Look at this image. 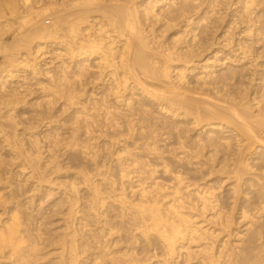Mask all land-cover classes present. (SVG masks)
I'll list each match as a JSON object with an SVG mask.
<instances>
[{
  "label": "bare ground",
  "instance_id": "obj_1",
  "mask_svg": "<svg viewBox=\"0 0 264 264\" xmlns=\"http://www.w3.org/2000/svg\"><path fill=\"white\" fill-rule=\"evenodd\" d=\"M18 1V0H17ZM23 1V0H22ZM21 1V2H22ZM37 1V0H36ZM35 1V2H36ZM45 1V0H44ZM43 1V2H44ZM47 1H50L49 6L48 8L46 7V9H44V11H41V12H44L46 13L47 11V14L49 9H50V12L53 13L52 10L55 11V9L59 6H55L54 4H56V2H58V0L55 2V0H47ZM46 1V2H47ZM99 2H101V0H97ZM106 1V0H105ZM108 1V0H107ZM105 2L104 4L108 3V2ZM112 1V0H111ZM145 1V0H144ZM154 1V0H153ZM152 1V2H153ZM160 0H155V3L154 5L152 6V4H149L151 5V7L148 5L145 6L146 7H141V5L137 4V2H135L134 0H121L119 1L118 0V3L117 1L116 2H113L112 3H115V5L113 4H110L108 6L109 9H104L103 8V13H104V19L103 21H100L98 27H96L95 29L91 26H86L84 27V21L86 19V22L87 23V19H90L89 16L91 15H95L97 13H93V11H96V10H99L101 8H98V5H100V3L97 4L95 3V0H63L62 4L66 7V8H70L72 11H70L68 14H63L64 15H58L59 19L57 18V15L56 17L52 16L53 18H55V21L56 20H61L62 22L64 21V31H65V37H57V31L59 32L58 29L62 28L61 26L58 27V25H56L55 23H62V22H55L53 21V24L54 26H57V31H51L49 28V31L50 33L52 32L51 35H48L49 37L52 36V40L50 39L49 41H47V39H49V37L47 38L46 37V42H37L35 44V49L34 52L32 53V55L35 56L34 61L38 60L40 57H42L44 54H46L44 51L46 50H50L48 47H51V46H57L59 45V48L61 50H57L58 53H57V56L59 58H63V60H66L68 61V64L63 66L65 67V69H70V66L73 65V67L75 66L76 68L79 67V64H80V61H92L90 59H93L95 58L96 59V62L97 65L95 66V68H97V76L95 75V78H99L102 80H106L108 77L107 80H109V85H112V86H109L111 87L112 89V95H114V98H115V104H113L114 107H116L117 103L120 104V107H123V110H116L117 113L115 111H111V110H114L112 107H111V110L108 108V106H106L103 110H102V113H103V116L100 117L102 114H101V111H97L96 113L95 112H92L91 110H89L90 108H88L87 104L86 106L83 107V109L80 108V110H82V112H84V117L81 118V119H78V120H81V126L79 125V127L77 128L76 132H75V135H70L73 137V139L67 143L66 145V142L64 144V148L60 147V142H59V145L55 142H53V145L55 146V148L52 150H47V149H43L42 145L41 147L38 146V140L36 139V136H35V140H34V144L35 146H38V147H35V149L37 148V151H39L41 148L42 150L44 151H50L49 153L50 154H47L48 157L45 158L43 157L45 154L43 152V156L40 155L41 153L37 152L39 155H34L32 154L31 155H27L28 157L25 159L27 160V167H29L31 170H32V173L34 175V177L36 176L38 179L36 181H34L33 183L35 184V187L39 186L40 189H42L41 187L44 186V182H46V184L48 183L49 184V192L50 194H52L51 192H53V187L51 184L53 183V178H51L52 180H48V177H47V173L46 171H49V170H52L54 171L53 173L56 172V174L58 175L59 173H61L63 167L61 165V161L59 160V156L63 153L62 150L64 152H67L70 154L71 157H73L72 159H74V163H73V167H75V169L79 166L80 169L78 171V168H77V172L73 173V179L72 181L70 180V182H68V184H66L65 188L67 190H64L65 192L63 193L64 196L62 195V198L64 197V199L66 200V203L64 205L63 203V206H65V208L62 207L61 205V200L62 199H58L57 202L55 203V209H53L54 211H58V215L60 214V212H63L64 213V210H65V220H66V230L64 231V234H63V237L61 238L60 237V240H58L56 238V241L57 242V246L58 248L60 249V251L58 253H56V256L55 257H50L47 261V262H43L44 258H45V255H43V252L42 250L45 251V249L42 247L45 245H43L45 242H44V237L42 236H38V234L34 233L35 235H37L36 237H32V232L29 233V228H28V224H29V221H28V226L24 225L23 224V221H21V219L16 216L15 218H13V224L11 223V225L9 227H6V229L4 227L5 232L3 231L2 233H0V240L1 242L5 245V249L6 247H12V248H8V249H12L13 251V254L12 255H15L14 253H17L16 254V259L14 260V264H264V203L261 204L262 206L259 207H255V208H260L261 211H258L257 212V209H256V212H254L255 210H253L254 208L250 209L253 211H251L252 214L254 213H258V215H256L254 217L253 215V218L251 216V213L249 212L250 209H246L249 208L248 204H250L249 202H246V204H242L241 201L239 199H241L240 197L243 196L242 194H247L246 190H253L254 191V188H255V191L257 193V195L260 197V198H263L264 197V163L262 162H257V166L256 165V161L254 162L255 164H246L247 162H244L245 160L242 159V157L240 156V152H239V146H242L241 143L243 142V137L246 135V137H248V140H251V139H256L258 142H262L264 143V100L263 99H260L259 98V95H257V93H259L260 95H264V68L263 66L260 68L261 70V73H258L259 74V82H257L256 84H258V90L257 93L255 94V96H251L249 95V93H247V88L246 90H243V86H245V82H250L252 81L250 79L249 80H246L244 82V84L242 85V87L240 86V82H242L243 80H241L242 78L244 77H240V75L242 74H239L238 76V70L240 69H236L235 68V65L234 63H238L240 64L241 61L243 60H246L247 58H249L253 53L252 49H255L253 48V44L255 42V37L257 35L258 37V33H256V30H254L255 32H253V26L254 25H251L250 24H247L248 26H246L245 29V37H243V41L240 42V40L237 42L238 44H235L236 47L232 48L233 45H232V49L226 54L227 56H225L223 59L224 61H222V65L223 67H227V69L225 70V72L223 73L222 71V74L217 75L219 76V79L216 75V72H215V68L214 69H211L213 66H217L215 65L213 62V64L209 63L208 65H205L204 68L205 69V74L203 75L202 73V76H200L199 74V77L198 79L194 80L195 82L197 81L199 85H202L203 87H205V89L208 87V84L212 85V82L214 81V77H215V80L216 81H219V83L223 84L225 83L222 87H221V84L220 87L221 88H216V84H215V88L213 86L214 89H216V92H218V96L216 97V99L213 100V98L215 97H212L211 94V99L210 100V97L207 96V95H204L202 94L203 97V100L202 99H192L191 97L188 98V92L186 90V84L188 83V75L187 74V70H189V67L187 68L186 65L193 62V58L196 56V54H198L200 56L201 53H203V50L201 49L202 48V44L203 43V38H205V36H202L201 37V33L202 32H205L206 29L209 28V30L211 29L210 28V25H209V21L212 20L211 18V12H213V9L212 11L210 9L207 8H204L200 14H198L196 11H193L195 10L194 8L198 7V1L200 0H182L183 2H180V3H176L175 0H170L168 2L167 0V4H169L168 6L161 2H159ZM164 1V0H162ZM181 1V0H180ZM201 1H205V0H201ZM209 1V0H208ZM217 1V0H216ZM214 1V3L216 2ZM120 2V3H119ZM142 2V1H141ZM148 2V1H147ZM206 2V1H205ZM211 2V0H210ZM6 3V2H5ZM11 3V2H10ZM13 3L17 4L16 1ZM12 3V4H13ZM23 3V2H22ZM21 3V4H22ZM25 3V2H24ZM29 3V2H28ZM31 3V2H30ZM42 3V2H41ZM156 3H159V5H157ZM204 3V2H202ZM213 3V1H212ZM213 3V4H214ZM4 4V2H3ZM9 4V3H7ZM10 4V5H12ZM26 4V3H25ZM36 4V3H35ZM44 4V3H43ZM42 4V5H43ZM59 4V3H58ZM97 6H96V5ZM143 4V2H142ZM160 4H163L162 6H164L163 8L164 9H159L158 10V6L159 8H161L162 6ZM206 4V3H205ZM210 4V3H209ZM18 5V4H17ZM27 5V4H26ZM41 5V4H40ZM46 5V4H45ZM60 5V4H59ZM101 5L103 6L102 2H101ZM200 5V3H199ZM203 5V4H202ZM208 5V4H206ZM205 5V6H206ZM212 5V4H211ZM14 6V5H13ZM30 6V4L28 5ZM52 6L56 7V8H52ZM62 6V5H61ZM161 6V7H160ZM173 6L172 8H169ZM204 6V7H205ZM2 7V6H0ZM10 7V6H9ZM101 7V6H99ZM106 8V5L103 6ZM200 7V6H199ZM209 7V5H208ZM215 7V6H214ZM25 8V7H24ZM64 8V7H62ZM61 8V9H62ZM98 8V9H96ZM254 8V2L253 1H248L247 4L245 5V9H246V13H245V10L242 11V13L244 12L245 14L243 15L244 17H250V15L252 14V10ZM4 9V8H3ZM34 9V8H33ZM39 9V7H38ZM42 9V8H40ZM2 10V9H1ZM25 10V9H24ZM27 10V8H26ZM32 11V8L30 9ZM60 10V7L57 8V12H59L60 14H62L61 11H58ZM64 10V9H63ZM215 10V9H214ZM14 15L16 13H18V9L17 7L15 8H12V10H10ZM21 11V10H20ZM30 11V12H31ZM38 11V10H37ZM36 11V12H37ZM40 11V10H39ZM100 11V10H99ZM196 12L197 15L200 16V19L199 20H196V18L193 17V12ZM263 11V10H262ZM1 12V11H0ZM3 12V11H2ZM25 12V11H24ZM29 12V10H28ZM33 12V11H32ZM35 12V11H34ZM35 12V13H36ZM40 12V13H41ZM92 12V14L90 15V13ZM98 12V11H97ZM101 12V11H100ZM199 12V11H198ZM217 12V11H216ZM260 12V11H259ZM5 13V12H4ZM42 13V14H44ZM195 13V14H196ZM215 13V12H214ZM214 13H212L213 15V21H217L214 20ZM2 14V13H1ZM8 14V13H7ZM6 14V15H7ZM32 14V13H31ZM56 14V13H55ZM101 14V13H100ZM99 14V15H100ZM263 13L261 12L259 15H262ZM9 15V14H8ZM40 15V14H39ZM195 15V16H197ZM247 15V16H246ZM254 14H252L253 16ZM264 15V14H263ZM3 20H4V17H6L5 15H3ZM16 16V15H15ZM18 16V14H17ZM20 16V15H19ZM29 16V15H28ZM32 16V15H31ZM29 16V17H31ZM35 16H38V13L37 15ZM42 16V15H41ZM49 16V15H48ZM47 16V17H48ZM51 16V15H50ZM242 16V15H241ZM240 16V17H241ZM25 17V16H24ZM29 17L27 18L29 20ZM33 17V16H32ZM46 17V16H45ZM95 17V16H94ZM98 17V16H97ZM243 17V18H244ZM263 16H261V19H262ZM2 18V17H1ZM35 18H38V17H35ZM43 18V17H41ZM50 18V17H49ZM57 18V19H56ZM100 18V17H99ZM211 18V19H210ZM217 18V17H216ZM260 18V17H258ZM264 18V17H263ZM8 19V18H7ZM27 19H20L22 21H20V23L22 22L23 25L26 26V22H27ZM34 19V18H32ZM40 17L38 19H35L36 20V23H38L40 20ZM47 19V18H46ZM93 19V18H92ZM198 19V17H197ZM241 19V18H240ZM249 19V18H247ZM252 19L253 21V18H250ZM249 19V21H250ZM1 20V19H0ZM2 20V21H3ZM38 20V22H37ZM43 20V19H42ZM41 20V21H42ZM96 20V19H95ZM93 20V21H95ZM102 20V19H101ZM179 20V23L181 24L180 21H184V23H186V29H182V30H186L187 31V34H189L190 37H179L177 39V44L175 42L176 45H170L167 43L165 44H168V45H163V42H158L155 38H158V37H154V38H149L148 34L146 32V28H144V26H146V24L149 26L151 25L152 27L153 26H156L158 25V23H161L164 24V26L166 27H170V26H173L176 21L178 22ZM260 20V19H259ZM40 21V23H41ZM44 21V20H43ZM90 21H92L90 19ZM175 21V23H173ZM246 21V20H245ZM255 21V20H254ZM253 21V23H254ZM257 22H259L258 20H256ZM262 21H264L262 19ZM7 22V21H6ZM29 22L32 23V21L30 20ZM89 22V21H88ZM99 22V20H98ZM97 22V23H98ZM211 22V23H212ZM239 23L242 24L241 21H238ZM244 22V21H243ZM261 22V20H260ZM10 23V22H9ZM18 23V22H17ZM35 23V24H36ZM38 23V26L39 24ZM96 23V22H95ZM95 23H90V25L92 24H95ZM183 23V22H182ZM210 23V24H211ZM216 22H214V25H215ZM218 23H219V19H218ZM262 23V22H261ZM19 24V23H18ZM21 24V25H22ZM30 24V23H29ZM34 24V23H33ZM34 24V25H35ZM43 24V23H41ZM63 24V23H62ZM156 24V25H155ZM178 24V23H177ZM238 24V23H237ZM244 24V23H243ZM255 24V23H254ZM263 26H264V23H262ZM261 24V25H262ZM17 25V24H16ZM44 25V24H43ZM51 25V24H50ZM89 25V24H87ZM159 25V26H160ZM179 25V24H178ZM177 25V26H178ZM259 25V24H258ZM3 26V25H2ZM14 26V25H11V27ZM19 26V25H18ZM24 26V27H25ZM30 26V25H29ZM37 26V25H36ZM36 26H33L32 28V31H31V28L28 27L29 32L31 31V35L30 36H33V34H37V36H40V41L41 39H43V31L46 30L44 28V30H42L43 28H39V27H36ZM48 26V25H47ZM52 26V25H51ZM95 26V25H94ZM147 26V28L149 27ZM181 26V25H180ZM260 26V25H259ZM4 27V26H3ZM6 27V25H5ZM21 27V26H20ZM44 27V26H43ZM46 27V26H45ZM53 27V26H52ZM161 29H162V25L160 26ZM164 28V30H166L167 28ZM174 27V26H173ZM183 27V26H182ZM232 27V25L230 26ZM255 27V26H254ZM8 28V27H7ZM14 28V27H13ZM47 28V27H46ZM56 28V27H55ZM62 28V29H63ZM153 28H156V27H153ZM256 28V27H255ZM22 29V27L20 28ZM26 29V32L28 33V29ZM93 29V30H92ZM150 29V28H149ZM152 29V28H151ZM151 29L148 31L150 32ZM157 29V28H156ZM160 29V30H161ZM175 29V27H174ZM173 29V30H174ZM180 29V27L178 28ZM177 29V30H178ZM262 29V28H261ZM260 29V30H261ZM264 29V27H263ZM10 30V28H9ZM154 30V29H153ZM159 30V29H158ZM159 30V31H160ZM163 30V29H162ZM163 30V31H164ZM175 30V31H177ZM207 30V31H209ZM5 31V29H4ZM7 31V30H6ZM21 31V30H20ZM61 31V30H60ZM63 31V32H64ZM229 31V30H228ZM228 31L226 32V36L230 33H228ZM8 32V31H7ZM19 32V31H18ZM152 32V31H151ZM150 32V33H151ZM154 32V31H153ZM162 32V31H161ZM166 32V31H165ZM170 32V31H169ZM182 32V31H181ZM185 33V31H183ZM262 32V30H261ZM260 32V36L261 34L263 35L264 33V30H263V33ZM21 33V32H20ZM19 33V34H20ZM23 34H26L25 32H22ZM49 33V32H48ZM62 33V32H60ZM157 33V32H156ZM207 32H205L206 34ZM212 33V32H211ZM210 32L207 34L209 36V34H211ZM241 33V32H240ZM239 33V34H240ZM244 33V31L242 32ZM18 34V35H19ZM30 34V33H29ZM36 34L34 35L36 38H38L36 36ZM155 34V33H154ZM152 33V35H154ZM162 34V33H161ZM171 34V32L169 33V35ZM47 35V33H46ZM60 35H63V34H60ZM158 35V34H157ZM163 35L165 36L166 34L163 33ZM182 35V34H181ZM179 34V36H181ZM185 35V34H184ZM244 35V34H243ZM16 36V35H15ZM22 36V35H21ZM29 35H27V38H28ZM151 36V35H150ZM168 36V35H167ZM173 36V35H172ZM171 36V38H172ZM207 36V38H208ZM229 36V35H228ZM242 35L240 34V37ZM159 37H163V36H159ZM166 37V36H165ZM178 37V36H177ZM176 37V38H177ZM4 38V37H2ZM23 38V37H22ZM35 38V39H36ZM117 38H121V40H123L121 42H117L116 39ZM170 38V37H169ZM174 38V37H173ZM185 38H187L185 40ZM244 38H247L248 41L244 42ZM259 38V37H258ZM260 38H263V37H260ZM259 38V39H260ZM14 39V38H13ZM12 39V40H13ZM20 38H18L19 40ZM26 39V38H25ZM34 39V38H33ZM37 39V40H39ZM161 38H159L160 40ZM168 39V37L166 38V40ZM175 39V38H174ZM210 39V38H209ZM242 39V38H240ZM258 39V40H259ZM2 41L5 42V40L1 39ZM0 40V47L3 46V48L5 49L6 45L4 46V44L6 43H3L2 44V41ZM23 40V39H21ZM20 40V42H21ZM32 40V38H31ZM30 40V37H29V41ZM166 40L164 39V41L166 42ZM169 40V39H168ZM207 40V39H206ZM230 40V39H229ZM229 40L226 41V43L229 45ZM258 40L256 42H258ZM17 41V39H16ZM28 41V42H29ZM161 41V40H160ZM171 41V40H170ZM169 41V43H170ZM205 41V40H204ZM208 41V40H207ZM263 40H259L258 44L259 45ZM27 42V43H28ZM33 42V41H32ZM31 42V43H32ZM173 40L171 41V44ZM233 42V40L231 41V43ZM12 43V41H11ZM10 43V44H11ZM24 43V42H23ZM26 43V44H27ZM35 43V42H34ZM50 43V45H49ZM116 43H120L121 44V47H117L116 46ZM162 43V44H161ZM209 44V42H206ZM205 43V44H206ZM230 43V44H231ZM8 44V43H7ZM16 44V43H15ZM22 43H20L19 45H21ZM30 44V42H29ZM28 44V45H29ZM43 44H45V46H43ZM180 44V45H179ZM256 44V43H255ZM23 46H27L25 44H22ZM32 45V44H31ZM119 45V44H118ZM183 45V46H182ZM206 46V45H205ZM203 46V48L205 47ZM227 46V45H226ZM264 46V44H263ZM8 47V46H7ZM12 47V46H11ZM10 47V49H11ZM29 47V46H27ZM33 47V46H32ZM208 47V46H207ZM14 48V47H12ZM22 48V47H21ZM21 48H18L21 49ZM46 50H45V49ZM52 48V47H51ZM9 49V48H7ZM7 49H5L4 51L6 52ZM15 49L16 46H15ZM26 49V48H25ZM32 49V48H31ZM30 49V50H31ZM56 49V48H54ZM23 50V49H22ZM53 50V48H52ZM207 50V49H206ZM259 50V49H258ZM264 50V49H263ZM20 51V50H19ZM25 51V50H24ZM57 51H54V52H57ZM202 51V52H201ZM205 51V50H204ZM14 52V51H13ZM12 52V53H13ZM17 52V51H15ZM31 52V51H30ZM47 52V51H46ZM52 52V51H50ZM232 52L233 53H236L237 54V58H232L230 55H232ZM259 52V51H258ZM261 52V51H260ZM11 53V52H9ZM19 52L15 53L16 55H18ZM24 53V52H23ZM29 53V52H28ZM27 53V55H28ZM48 53V52H47ZM200 53V54H199ZM218 53V52H217ZM214 54L215 56V61L217 63H220L221 60L223 59H220L219 58V54ZM257 52H255L256 54ZM264 53V52H263ZM263 53H261L263 55ZM21 54V52H20ZM19 54V55H20ZM52 54V53H51ZM49 54V55H51ZM54 54V53H53ZM7 55V54H6ZM13 55V54H12ZM11 55V56H12ZM26 55V56H27ZM48 55V56H49ZM202 55V54H201ZM261 55V56H262ZM21 56V55H20ZM23 56V55H22ZM30 56H31V53H30ZM29 56V57H30ZM53 56V55H52ZM51 56V59L54 57L55 58V55L52 57ZM254 56V55H253ZM259 56V54H258ZM256 56V57H258ZM261 56H259L258 58L261 59ZM7 57V56H6ZM10 57V55H9ZM14 57V55H13ZM11 57V60L12 58ZM252 57V56H251ZM18 58V57H17ZM17 58H13V59H17ZM197 58V57H195ZM254 61V57H252ZM257 58V59H258ZM263 58V57H262ZM20 59V58H18ZM41 59V58H40ZM251 59V58H250ZM257 60V63L260 61V60ZM6 60V59H5ZM28 60V56L27 57H22V60L19 62H24V61H27ZM53 60V59H52ZM59 60V59H57ZM56 60V61H57ZM61 60V59H60ZM228 61V64L227 62ZM249 59H247L248 61ZM10 61V58L9 60ZM16 61V60H15ZM18 61V60H17ZM33 61V62H34ZM184 62L186 64H184V68L183 66L181 68H179L177 65L179 64H176L177 62ZM209 61V60H206V62ZM256 61V60H255ZM14 62V61H12ZM38 62V61H37ZM48 62V61H47ZM52 62V61H51ZM50 62V63H51ZM60 62V61H59ZM195 62V61H194ZM246 62V61H244ZM249 62V61H248ZM25 63V62H24ZM26 63H29L26 62ZM82 63V62H81ZM94 63V64H95ZM208 63V62H207ZM206 63V64H207ZM253 63V62H252ZM251 63V64H252ZM9 64V63H8ZM17 64V63H16ZM45 64V63H44ZM43 64V65H44ZM52 64V63H51ZM62 65V63H60ZM65 64V62L63 63ZM71 64V65H69ZM89 62L87 63V66L89 67ZM221 64V63H220ZM219 64V65H220ZM244 64V63H243ZM260 64V63H259ZM262 64V63H261ZM4 65V64H3ZM3 65L1 67H3ZM13 65V64H12ZM22 65V64H21ZM21 65H17V66H21ZM29 65V64H28ZM38 65V64H37ZM84 65V64H83ZM91 65L93 66V63L91 62ZM182 65V64H180ZM192 65V64H191ZM190 65V66H191ZM254 65H256L254 63ZM23 66V65H22ZM26 66V65H25ZM34 66V65H33ZM48 66V65H47ZM60 66V65H59ZM86 66V65H85ZM188 66V65H187ZM212 66V67H211ZM242 66V65H241ZM258 66V65H257ZM5 67V66H4ZM3 67V68H4ZM52 67V65H51ZM82 67V66H81ZM211 67V68H210ZM222 67V68H223ZM244 67V65H243ZM249 67V66H247ZM253 67V65H252ZM256 67V66H254ZM12 68V67H11ZM21 68V67H20ZM26 68V67H25ZM24 68V69H25ZM31 68V67H30ZM34 67H32L33 69ZM39 68V67H37ZM62 67H60V70H61ZM90 69H88L89 71L92 70L94 67H89ZM186 68V69H185ZM251 68V67H250ZM259 68V67H258ZM18 69V68H17ZM28 69V68H27ZM59 69V68H58ZM57 69V70H58ZM242 69V68H241ZM244 69H246L244 67ZM254 70V68H251ZM257 69V67H256ZM4 70V69H3ZM39 70V69H38ZM71 70V69H70ZM76 70H79L78 72H76V74H79V75H82L84 73H86V69L84 68H81L80 67ZM94 70V69H93ZM194 69L192 70H189V72H192ZM217 71H221L220 70V67L219 69L217 68L216 69ZM224 70V69H223ZM247 70V69H246ZM250 70V69H249ZM10 71V70H7V72ZM32 71V70H31ZM37 71V70H36ZM53 71V70H52ZM68 71V70H66ZM73 71V70H72ZM71 71V72H72ZM218 71V72H219ZM242 71V70H241ZM248 71V70H247ZM13 72V71H12ZM49 72V70H48ZM59 72V71H58ZM64 72V71H63ZM70 72V73H71ZM93 72V71H92ZM194 72V71H193ZM204 72V70H203ZM255 72V70H254ZM256 72H259V71H256ZM255 72V73H256ZM9 73V72H8ZM24 73V72H23ZM36 73V72H35ZM34 73V74H35ZM57 73V72H56ZM91 73V71H90ZM89 73V74H90ZM96 73V72H94ZM221 73V72H220ZM242 73V72H240ZM250 73V72H249ZM253 72H251L252 74ZM11 74V73H10ZM17 74V73H16ZM52 74V73H51ZM64 75L61 76L62 77V81L65 80V83L64 84H67L66 80L69 79L68 77H70V74L69 76H67L68 74H65L64 73H61ZM74 74V73H72ZM72 74H71V77H72ZM88 74V72H87ZM86 74V75H87ZM218 74V73H217ZM244 74H247L246 72ZM15 75V74H14ZM20 75V74H19ZM23 75V74H22ZM39 75V74H38ZM43 75V74H42ZM48 75V74H47ZM50 75V74H49ZM60 75V74H59ZM77 75V76H79ZM92 74H90L91 76ZM94 75V74H93ZM175 75V76H174ZM191 75V74H190ZM189 75V76H190ZM257 75V74H256ZM255 75V76H256ZM7 76V75H6ZM88 76V75H87ZM245 76V75H244ZM250 76V75H249ZM250 77H253L252 75ZM255 76L254 79L255 80ZM5 76L3 75H0V79H5L4 78ZM8 77H9V74H8ZM15 77V76H13ZM23 77V76H22ZM36 77V75H35ZM40 77V76H39ZM75 77V75H74ZM86 77V76H85ZM174 77V78H173ZM197 77V76H196ZM238 77H240V80H238ZM246 77V76H245ZM44 78V77H43ZM48 78V77H47ZM73 78V77H72ZM71 78V79H72ZM78 78V77H77ZM84 78V77H83ZM96 78V79H97ZM195 78V77H194ZM256 78H258L256 76ZM12 79V77H11ZM38 79V78H37ZM54 79V78H53ZM61 79V78H60ZM76 79V77H75ZM80 79V78H79ZM89 79H91L89 77ZM95 79V81H96ZM233 79V80H232ZM235 79V80H234ZM14 80V79H13ZM21 80V79H20ZM26 80V79H25ZM41 80V79H40ZM77 80V79H76ZM106 80V81H107ZM228 80H232V82L229 83L227 82ZM5 81H8V80H5ZM61 81V80H60ZM70 81V80H68ZM89 81V80H88ZM87 81V82H88ZM111 81V82H110ZM24 82V81H23ZM32 82L34 83V81L32 80ZM37 82V80H36ZM49 82V81H48ZM73 82V81H72ZM191 82V81H190ZM215 82V81H214ZM1 83V82H0ZM26 83V82H25ZM50 83V82H49ZM62 83V82H60ZM69 83V82H68ZM71 83V82H70ZM69 83V84H70ZM77 83V82H76ZM79 83V82H78ZM83 83V82H82ZM90 83V82H89ZM101 83V82H100ZM108 83V82H107ZM218 83V82H217ZM227 83V84H226ZM243 83V82H242ZM9 84V83H8ZM21 84V83H20ZM39 84V83H38ZM52 84V83H51ZM54 84V83H53ZM57 84V83H56ZM72 84V83H71ZM102 84V83H101ZM100 84V85H101ZM105 84V82H104ZM191 83H189L190 85ZM255 84V82H254ZM5 85V84H4ZM7 85V83H6ZM13 85V84H12ZM37 85V84H36ZM58 85V84H57ZM56 85V86H57ZM73 85V84H72ZM76 85V84H75ZM80 85V84H79ZM92 85V83H91ZM107 85V84H106ZM198 85V86H199ZM207 85V87H206ZM41 86V85H40ZM64 85H62L63 87ZM83 86V84L81 85V87ZM85 86V85H84ZM83 86V87H84ZM104 86V85H103ZM102 86V88H103ZM132 86V87H131ZM197 86V85H196ZM212 86L210 88H212ZM11 87V86H10ZM13 87V86H12ZM38 87V86H37ZM60 87V85H59ZM65 87V86H64ZM74 87V86H73ZM94 87V86H93ZM108 87V85H107ZM108 87V88H109ZM132 88V92L133 90L136 92L135 90V87L141 89L142 93L143 94H146V96L153 95L158 97V99H162V101H164L166 104L165 105H160L159 107V111H160V114L161 115H158L159 116L157 119L160 120V116L163 117L162 114H164V118H165V114H174V117L176 116L177 111L180 109V110H183L182 112H184L187 116L191 115L193 116L194 118V121L197 120L198 121V117L201 116V115H207V118L209 115H211L209 118L211 117H214L216 119H224V120H228L234 128V130H236V133H234L232 131V129H230V135H225L223 134L222 138H224V142L221 143V145L219 146V139L217 138V136H214L216 137V139H211L210 137V144L212 143V145H215V149L218 152H222L224 155L222 156V158H217V157H210L209 155V159L208 157H206V159L208 158L209 160V163L208 164H212L210 167L212 168V170H210L209 172L212 173L213 171L216 172L218 170V168H216L215 166L220 165L222 164L226 169H228L230 166H233L232 169L233 171L235 172L236 174V180L234 182V185L231 187V190L229 191V196L227 195L226 197L224 196L223 198V195L222 196H219L216 192H215V189L213 188L214 186H206V188L204 189H201L199 188L200 186H197L195 187V184H192L190 183L189 181H187L189 178L188 177H184L186 174L188 175V173L186 172H183L185 174H180L181 171H184L186 169H180V171L178 172V169H175L177 170L174 171L175 173L171 175V182H170V179L169 180H166L167 181V184H164L165 182H163L164 185H161L162 181L159 182L158 180L154 181L152 180V182H150L149 184H146V182L144 181V178H141L139 176L136 177V179L138 180H135L139 185L137 186V190L135 188V190H133V192L135 191V195L136 197H134L136 200H137V196H138V199L137 200L138 202H135L130 200L127 196V194L129 193H126L125 191V188L123 187L125 185V182L126 184L128 183V185H132L131 183L129 184V182L132 180H128L127 182V179H122V178H126L128 176H131V171L132 170H141V167H138L136 166H131V164L135 161H137L136 158H134L137 153H141V152H145V150L147 149V147L149 145H154L156 146L155 144H150V138L152 137V127L151 125H154L152 124V121H151V118L153 117V113H152V117H150L148 115L149 113V107H147L148 110H146L143 106L146 104L147 105V101L144 103V101L142 99H140L144 104L143 106L141 105L142 102L139 104V107H143L144 112H147L148 113H143V112H139V110L136 109V107L134 106L136 102L133 101V99L130 97V95H126L127 93L126 92H129V88ZM160 87H164L166 88L165 89V93H158L157 91L159 90ZM200 87V86H199ZM198 87V88H199ZM248 87V86H247ZM1 88L2 86L0 87V92H1ZM6 88V87H5ZM16 88V87H15ZM18 88V87H17ZM24 88V87H23ZM26 88V87H25ZM42 88V87H41ZM48 88V87H47ZM51 88V87H50ZM53 88V87H52ZM55 88V87H54ZM75 88V87H74ZM77 88V87H76ZM89 88V86H88ZM98 88V87H97ZM130 88V89H131ZM191 88V87H190ZM195 88V87H193ZM209 88V89H210ZM212 88V90H213ZM249 88V87H248ZM3 89V88H2ZM33 89V88H32ZM58 89V88H57ZM91 89V88H90ZM95 89V88H94ZM103 89H106V87H104ZM188 89V88H187ZM200 89H202V87H200ZM198 89V90H200ZM203 90L204 92L206 90ZM208 89V88H207ZM207 91L208 95H209V90ZM8 90V89H6ZM12 90V89H11ZM22 90V89H21ZM34 90V89H33ZM49 90V89H48ZM56 90V89H53V91ZM68 90V89H67ZM163 90V89H162ZM195 90V89H194ZM10 91V90H9ZM13 91V90H12ZM18 91V90H17ZM16 91V92H17ZM25 91V90H24ZM29 91V89H28ZM44 92V90L41 89V92ZM82 91V90H80ZM94 91V90H93ZM106 91V90H105ZM130 91V92H131ZM140 91V90H139ZM190 91V90H189ZM193 91V90H192ZM215 91V90H213ZM212 93H215L217 94L216 92H213ZM15 92V91H13ZM19 92V91H18ZM50 92V90H49ZM55 92V91H54ZM53 92V94H54ZM59 92V91H57ZM63 92V91H62ZM61 92V93H62ZM92 92V91H91ZM90 92V93H91ZM103 92V91H100V93ZM109 92V90L107 89V93ZM134 92V93H135ZM138 92V91H137ZM160 92V90H159ZM196 92V91H195ZM249 92V90H248ZM31 93V92H30ZM36 93V92H35ZM56 93V92H55ZM60 93V95H61ZM72 93V92H71ZM71 93L68 92L69 95V101H74V97L71 95ZM74 93V92H73ZM78 93V92H76ZM93 93V92H92ZM95 93V92H94ZM140 93V92H139ZM190 93V92H189ZM199 93V92H198ZM202 93V91H201ZM1 94V93H0ZM4 94V93H3ZM11 94V93H10ZM15 94V93H14ZM39 94V93H38ZM51 94V93H49ZM57 94V93H56ZM83 94V93H82ZM81 94V95H82ZM97 94V93H96ZM105 94V92H104ZM103 94V95H104ZM110 94H111V91H110ZM129 94V93H128ZM133 94V93H132ZM190 94H193V93H190ZM17 95V94H16ZM29 95V94H28ZM33 95V94H31ZM48 95V93H47ZM65 95V93H64ZM76 94H74L75 96ZM90 95V94H89ZM92 95V94H91ZM95 95V94H94ZM109 96V94H106ZM137 95V94H136ZM142 95V94H141ZM6 96V95H5ZM10 96V95H9ZM14 96V95H13ZM25 95H23L24 97ZM44 96V94H43ZM49 96V95H48ZM51 96V95H50ZM54 96V95H53ZM56 96V95H55ZM68 96V95H67ZM97 96V95H96ZM134 96V95H133ZM140 96V95H139ZM144 96V95H143ZM147 96V97H148ZM200 96V95H199ZM216 96V95H215ZM19 97V96H18ZM33 97V96H32ZM36 97V96H35ZM58 97V95H57ZM81 97V96H80ZM82 97L85 98V96L83 95ZM92 97V96H91ZM90 97V98H91ZM110 97V96H109ZM135 97V96H134ZM133 97V98H134ZM138 97V95H137ZM145 97V96H144ZM156 97H154L153 99H155ZM4 98V96H3ZM8 98V97H7ZM51 98V97H50ZM49 98V99H50ZM56 98V97H55ZM62 98V97H61ZM66 98V97H65ZM77 100L79 101L80 99H78V97H76ZM75 98V100H76ZM96 98V97H95ZM100 98V96H99ZM104 98V97H102ZM108 99V97H105L103 100L105 99ZM113 98V97H112ZM113 98V99H114ZM142 98V97H141ZM200 98V97H198ZM40 99V97H39ZM52 99V98H51ZM57 99V98H56ZM68 99V97H67ZM83 99V98H82ZM94 99V98H93ZM98 99V98H97ZM111 99V98H109ZM108 99V100H109ZM113 99H111V102L113 101ZM138 99V98H137ZM144 99V98H143ZM149 99V98H148ZM158 99H155L156 102ZM4 100V99H3ZM7 100V99H6ZM38 100V99H37ZM46 100V99H45ZM58 100V99H57ZM60 100V99H59ZM64 100V99H63ZM76 100V101H77ZM99 100V99H98ZM200 100V101H199ZM15 101V100H14ZM13 101V102H14ZM22 101V100H21ZM25 101V100H24ZM47 101V100H46ZM52 103V100H50ZM62 101V100H61ZM66 101V100H64ZM68 101V100H67ZM88 103L89 102V99L86 100ZM101 101V99H100ZM136 101V100H135ZM138 101V102H139ZM159 101V100H158ZM194 101V102H193ZM3 102V101H2ZM1 102V103H2ZM17 102V101H15ZM35 102V101H34ZM43 102V101H42ZM58 102V101H57ZM60 102V101H59ZM81 102V101H80ZM80 102H78L80 104ZM85 102V101H84ZM96 102V101H95ZM98 102V101H97ZM96 102V103H97ZM104 102V101H103ZM102 102V103H103ZM253 102V103H252ZM20 103V102H19ZM38 103V102H37ZM55 103V102H54ZM70 103V102H68ZM82 103V102H81ZM105 103V102H104ZM103 103V104H104ZM161 103V102H160ZM201 103H205L207 106H201ZM3 104V103H2ZM18 104V103H16ZM49 104V102H48ZM59 104V103H57ZM73 105H77V102L76 104L73 102L71 103ZM85 104V103H84ZM102 104V105H103ZM107 104V103H106ZM105 104V105H106ZM4 105V104H3ZM11 105V104H10ZM19 105V104H18ZM38 105V104H37ZM45 105V104H44ZM70 105V104H69ZM80 105V106H81ZM92 105V104H90ZM98 105L101 107V104H99L98 102ZM98 105H95V106H98ZM108 105V104H107ZM112 105V104H111ZM123 105V106H122ZM138 105V104H137ZM151 105V104H150ZM2 106V105H1ZM6 106V105H5ZM8 106V105H7ZM15 106V105H14ZM25 106V105H24ZM23 106V107H24ZM31 106V105H30ZM53 106V105H52ZM57 106V105H55ZM63 106V105H62ZM66 106H67V102H66ZM94 106V105H93ZM95 106H94V109H95ZM110 106V104H109ZM118 106V105H117ZM210 106V108H209ZM3 107V106H2ZM9 107V106H8ZM17 107V106H16ZM40 107V106H39ZM60 107V106H59ZM68 107V106H67ZM74 108V106H71ZM91 107V106H90ZM99 107V108H100ZM119 107V109H120ZM138 107V108H139ZM154 107V105L151 106V108ZM156 107H158L156 105ZM27 108V107H26ZM25 108V109H26ZM36 108V107H35ZM43 108V107H42ZM49 108V107H48ZM52 108V107H51ZM56 108V107H55ZM63 108V107H62ZM66 108V107H65ZM64 108V109H65ZM75 108H78L75 106ZM93 108V107H92ZM98 108V107H97ZM117 108V107H116ZM115 108V109H116ZM155 108V107H154ZM153 108V109H154ZM14 109V108H13ZM40 109V108H38ZM50 109V108H49ZM143 109L141 111H143ZM157 109V108H156ZM9 110V109H8ZM52 110V109H51ZM58 110V109H57ZM63 110V109H62ZM68 110V109H67ZM75 110V109H74ZM100 110V109H99ZM1 111V110H0ZM5 111V110H4ZM11 111V110H10ZM55 111V110H54ZM60 111V110H59ZM66 112V110H63ZM78 111V110H77ZM91 111V112H90ZM94 111V110H93ZM96 111V110H95ZM157 111V110H155ZM13 112V111H12ZM68 112V111H67ZM72 112V111H71ZM74 112V111H73ZM78 112H81V111H78ZM151 112V110H150ZM158 112V111H157ZM156 112V113H157ZM180 112V111H179ZM5 113V112H4ZM43 113V112H42ZM45 113V112H44ZM52 113V112H51ZM64 113V112H62ZM69 113V112H68ZM77 113V112H75ZM159 113V112H158ZM1 114V113H0ZM35 114V113H34ZM47 114V113H46ZM77 114H81V113H77ZM76 114V115H77ZM83 114V113H82ZM81 114V115H82ZM181 113H179L178 115H180ZM62 115V114H61ZM80 115V116H81ZM182 116H184L183 114H181ZM180 115V116H181ZM184 116V117H187V116ZM9 116V114H8ZM13 116V115H12ZM21 116V114H20ZM48 116V115H47ZM52 116V115H51ZM54 116V115H53ZM67 116V115H66ZM169 116V115H168ZM196 118H195V117ZM6 117V116H5ZM22 117V116H21ZM45 117V116H44ZM63 117V116H62ZM77 116H75V119H76ZM167 117V116H166ZM173 117V116H172ZM182 117V118H184ZM189 117V116H188ZM202 117V116H201ZM1 118V117H0ZM54 118V117H53ZM69 118V117H68ZM162 118V119H164ZM177 118V117H176ZM192 118V117H191ZM205 118V117H204ZM206 118V119H207ZM208 118V120H209ZM10 119V118H9ZM9 119H7L9 121ZM12 119V118H11ZM15 119V118H14ZM42 119V118H41ZM45 119V118H44ZM52 119V118H50ZM56 119V118H55ZM60 119V118H59ZM154 119H155V114H154ZM153 119V120H154ZM166 119V118H165ZM164 119V120H165ZM175 119V118H174ZM205 119V120H206ZM6 120V121H7ZM18 120V118H17ZM22 120V119H21ZM49 120V119H48ZM163 120V121H164ZM181 120V119H180ZM204 120V122H205ZM212 120V119H211ZM219 120V121H220ZM1 121V120H0ZM7 121V122H8ZM15 121V120H14ZM29 121V120H28ZM44 121V120H43ZM53 121V120H52ZM56 121V120H55ZM58 121V120H57ZM146 121L147 123H150L149 126L147 125L146 126ZM151 121V122H150ZM155 121V120H154ZM153 121V123H154ZM161 121V120H160ZM162 121V122H163ZM193 121V122H194ZM218 121V120H217ZM223 121V120H222ZM45 122V121H44ZM48 122V121H47ZM65 122V121H64ZM73 122V121H72ZM165 122V121H164ZM163 122V123H164ZM190 122V121H189ZM192 122V123H193ZM196 122V121H195ZM201 122V120H200ZM199 122V123H200ZM203 122V123H204ZM228 122V123H229ZM18 123V122H17ZM37 123V122H36ZM40 123V122H39ZM52 123V122H51ZM50 123V124H51ZM71 123V122H70ZM80 123V122H79ZM103 123L106 125V127H108V129H103L102 126H103ZM181 123V122H180ZM198 123V122H196ZM195 123V124H196ZM208 123V122H207ZM219 123V122H217ZM8 124V123H7ZM15 124V122H14ZM34 124V123H33ZM49 125H46V126H50ZM68 124V123H67ZM78 124V123H77ZM176 124V123H175ZM173 124V126L175 125ZM182 124V123H181ZM202 124V123H200ZM211 124V123H210ZM230 124V125H231ZM24 125V123H23ZM26 125V124H25ZM31 125V124H30ZM55 125V124H53ZM159 125V122L157 124V126ZM161 125V124H160ZM178 125V124H177ZM180 125V124H179ZM184 125V124H183ZM182 125V126H183ZM189 125V124H188ZM187 125V126H188ZM198 125V124H197ZM208 125V124H207ZM1 126V125H0ZM7 126V125H6ZM4 126V127H6ZM11 126V125H10ZM9 126V127H10ZM20 126V125H19ZM28 126V125H26ZM37 126V125H36ZM66 126V125H64ZM164 126V125H163ZM162 126V128H163ZM167 126V124H166ZM171 125L170 129L173 127ZM186 126V127H187ZM206 126V125H205ZM2 127V126H1ZM0 127V128H1ZM22 127V126H21ZM51 127V126H50ZM49 127V128H50ZM60 127V126H59ZM62 127V126H61ZM155 127H156V124H155ZM153 127V128H155ZM169 127V126H168ZM167 127V128H168ZM176 125L174 126V132H175V128ZM178 127V126H177ZM220 124L218 125H212L210 127V129L212 130H218L220 128ZM231 127V126H230ZM16 128V127H15ZM27 128H30V127H27ZM33 128V127H32ZM35 128V127H34ZM41 129V127H39ZM52 128V127H51ZM50 128V129H51ZM56 128V127H55ZM70 128V127H69ZM111 128L114 129V136H119L120 137L124 134V132L126 133V135L128 137L126 138H123L125 139V141L127 142L128 141V138H132L131 139V142L133 141L134 142V139H136V141L141 140V139H144L142 142L143 143H136L134 142L135 144V147H132L131 145V148H135L136 151H134V149H130V147L127 145L124 147L123 149V146L121 145V143L124 144L125 141H121L120 139L119 140H114L115 141V146L117 145V147H115V152H117V154L115 155V153L113 154L112 153V149H113V145H110L109 142L108 144L112 147V149H110L111 153L113 154L112 157H114L115 155V158H114V162L116 163H113V164H117L119 167H117V165H114V169H117L118 170H122L121 172H123L124 174L122 175V173L118 174H114V171H113V174L115 176L113 177H116L118 175H122V180H124V185H122L120 182H122L121 179H119L118 176L117 178L119 179V184H116V179L114 180V178L112 179L110 177V173H108V171L112 169V167H110V164L108 162H106L108 165V167H110L111 169L107 170V173L103 171V166H104V163H102V170L99 168V164H101V162L99 163V158H100V154L95 150V148H97V146L94 147V143L92 140L89 139V141H92L89 143L88 142H84V143H80L79 142V135H81V133H83V135L85 134H90L91 133V136L90 137H93L95 139V135L93 136L92 134H97L98 132V135L100 138V136L103 138L104 136L108 135L110 133V130L111 132L113 131ZM161 128V126H160ZM159 128V129H160ZM166 128V129H167ZM179 128V127H178ZM209 128V127H208ZM39 129V130H40ZM61 129V128H59ZM71 129H74V128H71ZM157 129V127H156ZM155 129V131L157 132V130ZM158 129V131H159ZM183 129V128H182ZM2 130V129H1ZM10 130V129H9ZM54 130V129H53ZM163 130V129H162ZM161 130V131H162ZM168 130V129H167ZM172 130V131H173ZM184 130V129H183ZM28 131V130H26ZM159 131V132H161ZM14 131H12L11 133H13ZM16 132V131H15ZM30 132V131H29ZM34 132V131H33ZM39 132V131H38ZM71 132V131H69ZM154 132V133H156ZM166 132V131H165ZM171 132V131H170ZM184 132V131H183ZM183 132H179V133H182ZM24 133V132H23ZM40 133V132H39ZM47 133V132H46ZM61 133V132H60ZM158 133V132H157ZM163 133H164V130H163ZM167 133H169L167 131ZM2 134V133H1ZM14 134V133H13ZM17 134V132L15 133V135ZM27 134V133H26ZM72 134V133H71ZM74 134V133H73ZM112 133H110L109 135H113ZM162 134V132H161ZM159 134V135H161ZM166 134V133H164ZM172 134V133H171ZM171 134H168L171 136ZM177 134V133H176ZM232 134V135H231ZM5 135V134H4ZM10 135V133H9ZM23 135V134H22ZM63 135V134H62ZM67 135V134H66ZM155 135V134H154ZM153 135V136H154ZM163 135V134H162ZM162 135L160 137H162ZM167 135V134H166ZM184 135V134H183ZM225 135V136H224ZM17 136V135H16ZM19 136V135H18ZM38 136V135H37ZM69 136V137H70ZM79 136V137H78ZM82 136V135H81ZM87 136V135H86ZM89 136V135H88ZM113 136V138H114ZM125 136V135H124ZM123 136V137H124ZM157 136V135H156ZM155 136V137H156ZM175 136V135H174ZM1 137V136H0ZM10 137V136H9ZM8 137V138H9ZM29 137V136H28ZM34 138V135L32 136ZM84 137V136H83ZM109 137V136H108ZM112 137V136H111ZM111 137H109V139L107 140H110ZM178 137V136H177ZM183 137V136H182ZM212 136V138H214ZM15 139V137H12ZM25 138V137H22V139ZM48 138V137H47ZM51 138V137H50ZM56 138V137H55ZM67 138V137H66ZM71 138V137H70ZM81 138V137H80ZM88 138V137H87ZM92 138V139H93ZM117 138V137H116ZM154 138V137H153ZM180 138V137H179ZM178 138V139H179ZM187 139H189L188 137H185ZM207 138V137H206ZM205 138V139H206ZM7 139V138H6ZM21 139V138H20ZM39 139V138H38ZM59 139V138H58ZM57 139V140H58ZM82 139V138H81ZM85 139V138H83ZM82 139V140H83ZM93 139V140H94ZM105 139V138H104ZM122 139V138H121ZM148 139V144L145 143ZM156 139V138H155ZM154 139V140H155ZM157 139H160V138H157ZM156 139V140H157ZM203 139V140H205ZM233 139H236V143L233 142ZM245 139V138H244ZM9 140V139H7ZM12 140V139H11ZM10 140V142H12ZM18 140V139H17ZM28 140V138H27ZM31 140V139H30ZM49 140V139H48ZM51 140V139H50ZM61 142L62 140L59 139ZM58 140V141H59ZM68 140V138L66 139ZM130 140V139H129ZM155 140V141H156ZM202 140V141H203ZM209 139H207V141L205 142L207 144L208 142V145L209 144ZM1 141V140H0ZM16 141V140H14ZM13 141V142H14ZM25 141V139H24ZM23 141V142H24ZM33 141V139H32ZM41 141V140H40ZM53 141H56L55 139H53ZM95 141V140H94ZM106 141V140H105ZM111 141V140H110ZM158 141V140H157ZM180 141V139H179ZM183 141V140H182ZM185 141V140H184ZM188 142V140H186ZM191 141V140H190ZM9 142V144H10ZM18 142V141H17ZM16 142V143H17ZM20 142V141H19ZM47 142V141H45ZM44 142V143H45ZM64 142V141H63ZM102 142V141H101ZM107 142V141H106ZM112 142V141H111ZM132 142V143H133ZM154 142V141H153ZM160 142V141H159ZM159 142H158V145L157 147L159 146ZM185 142V143H187ZM193 142H196V141H193ZM200 142V141H199ZM255 142V141H254ZM8 143V142H7ZM41 143V142H40ZM52 143V142H51ZM113 143V142H112ZM155 143V142H154ZM182 143V142H181ZM205 143H202L203 145ZM3 144V143H2ZM6 144V142H5ZM4 144V145H5ZM22 145V143H20ZM33 144V143H32ZM31 144V145H32ZM48 144V143H46ZM50 144V143H49ZM62 144V143H61ZM179 144V142H178ZM190 145L193 143H189ZM205 144V145H206ZM16 145V144H15ZM14 145V149L17 147ZM98 145V144H97ZM100 145V144H99ZM103 145V144H102ZM101 145V146H102ZM188 145V144H187ZM191 145V146H192ZM195 145V144H194ZM193 145V146H194ZM202 145V146H203ZM203 146V147H206V146ZM12 146V144H11ZM26 146V145H25ZM52 146L49 145V147ZM105 146L106 144L104 145L103 149L105 150ZM121 146V148L119 147ZM179 146V145H178ZM183 148L185 147L184 144L181 145ZM180 146V147H181ZM200 146H201V143H200ZM199 146V147H200ZM5 147V146H4ZM13 147V146H12ZM27 147V146H26ZM33 147V148H34ZM49 147H47L48 149H50ZM100 148V146H98ZM110 147V148H111ZM190 147V146H189ZM195 147H198V145H196ZM198 147V148H199ZM202 147V148H203ZM212 147V146H211ZM1 148V147H0ZM6 148V147H5ZM45 148V147H44ZM149 148H151L149 146ZM148 148V149H149ZM209 148V147H208ZM214 148V147H213ZM213 148L211 150H213ZM10 149V148H9ZM21 148H19L20 150ZM24 149V148H23ZM34 149V150H35ZM101 148V150H103ZM108 149V148H107ZM106 149V150H107ZM161 149V148H160ZM185 149V148H184ZM188 149V148H187ZM193 149V148H192ZM5 150V149H4ZM11 150V149H10ZM17 150V149H16ZM30 150V149H29ZM103 150V151H104ZM105 150V152H107ZM120 150H123L124 151V154L126 152V154H122ZM158 149H156L155 152H157ZM191 150V148H190ZM196 150V149H195ZM194 150V152H195ZM203 150V149H202ZM238 150V151H237ZM245 150V149H244ZM2 151V150H1ZM13 152H15L14 150H12ZM23 151V150H22ZM22 151L19 153L20 154V158L23 157L24 154H22ZM26 151V150H25ZM36 151V150H35ZM34 151V152H35ZM60 151L62 152L60 154ZM102 151V152H103ZM109 151V149H108ZM151 151V150H150ZM149 151V152H150ZM162 151V149L160 150ZM159 151V152H160ZM184 151V150H182ZM198 151H200L198 149ZM204 151V150H203ZM203 151L200 152V155H203L201 154ZM209 151V149H208ZM262 152V155L264 156V150H261ZM12 152V153H13ZM24 152V151H23ZM33 152V153H34ZM114 152V150H113ZM147 152V151H146ZM147 152V153H149ZM153 152V150H152ZM154 152V153H155ZM158 152V153H159ZM163 152V151H162ZM190 152V151H189ZM11 153V152H10ZM16 153V152H15ZM13 153V154H15ZM29 153V152H28ZM108 153V152H107ZM110 153V154H111ZM121 153V154H120ZM175 153V152H174ZM187 153V152H186ZM196 153V152H195ZM199 153V152H198ZM215 154H217L216 152H214ZM239 156H236L238 155ZM18 154V155H19ZM22 154V156H21ZM26 154V153H25ZM60 154V155H59ZM104 154V153H101V155ZM109 154V153H108ZM106 154V155H108ZM109 154V156H111ZM146 154V153H144ZM157 154V153H156ZM181 154H185V153H181ZM181 154H177L174 156H179L178 158L181 157ZM190 154L192 153H189V155H186L187 158L188 156H190ZM213 154V153H212ZM10 155V154H9ZM17 155V154H16ZM34 155V156H33ZM66 155V153H65ZM64 155V156H65ZM105 155V154H104ZM103 155V156H104ZM105 155V156H106ZM150 155V154H149ZM162 155V153H161ZM244 155V154H243ZM63 157V155H61ZM69 156V157H70ZM108 156V157H109ZM138 156V155H137ZM139 156H141V154H139ZM143 158L145 157L144 155H142ZM185 156V157H186ZM192 156V155H191ZM199 156V155H198ZM204 156V155H203ZM202 156V157H203ZM216 156V155H214ZM2 157V156H1ZM8 157V156H7ZM12 157V156H11ZM19 157V156H18ZM68 157V158H69ZM147 157V155H146ZM151 157V156H150ZM155 157V156H154ZM183 157V156H182ZM196 157V156H194ZM201 157V156H200ZM199 157V158H200ZM202 157L200 158V160H202ZM65 158V157H64ZM103 158V157H102ZM106 158V157H105ZM111 157H109L110 159ZM138 158V157H137ZM159 158V157H158ZM177 158V160H178ZM184 158V157H183ZM186 158V159H187ZM191 158V157H190ZM198 158V159H199ZM5 159V158H4ZM61 159V158H60ZM71 159V158H70ZM142 159V157H141ZM148 159V158H147ZM197 159V157H196ZM195 159V160H196ZM3 160V159H2ZM11 160V159H10ZM24 160V161H26ZM62 160V159H61ZM67 160V159H66ZM77 160L78 162H81V164H83L82 162H84L83 165H85V163H88L87 165L89 166H94L92 167L93 168V171H96L95 173H91L90 170L91 167L88 169L83 168L81 169V165H75V162L77 163ZM80 160V161H79ZM103 160V159H102ZM150 160V159H149ZM185 160V158H184ZM193 160V163L194 161ZM199 160V161H200ZM203 160H205V157H203ZM244 160V161H243ZM5 161V160H4ZM8 161V160H7ZM14 161V159L12 160V162ZM18 162V160H15ZM65 161V160H64ZM70 161V160H69ZM105 161V160H104ZM103 161V162H104ZM110 161H113L112 160H109ZM139 161V160H138ZM6 162V161H5ZM10 163H12L11 161H9ZM141 162V160L139 161ZM145 162V161H144ZM177 162V161H176ZM179 162V161H178ZM182 161H180L181 163ZM188 162H191L189 161V158H188ZM187 161L184 162V164H186L187 166ZM197 162V160H196ZM206 162V160H205ZM204 162V163H205ZM21 163V162H20ZM24 163V162H23ZM22 163V164H23ZM66 163V161H65ZM69 163V162H68ZM105 163V164H106ZM112 163V162H110ZM143 163V162H142ZM200 163V162H199ZM198 163V164H199ZM202 163V161H201ZM206 163V164H207ZM251 163V162H250ZM2 164V162H1ZM16 164V163H15ZM18 164V163H17ZM71 164V163H70ZM80 164V163H79ZM136 164V163H135ZM138 164V163H137ZM145 164V163H144ZM142 164V165H144ZM183 164V165H184ZM205 164V166H206ZM4 165V164H3ZM8 165V164H7ZM6 165V166H7ZM25 165V164H24ZM86 165V166H87ZM133 165V164H132ZM191 165V163H190ZM188 165V166H190ZM193 165V164H192ZM196 165V164H195ZM193 165V166H195ZM201 165V164H200ZM204 165V164H203ZM202 165V166H203ZM5 166V165H4ZM5 166V167H6ZM14 166V165H12ZM72 166V165H71ZM165 166V165H164ZM208 166V165H207ZM3 167V166H2ZM4 167V168H5ZM28 172V169L26 166H24ZM70 167V166H69ZM106 167V165H105ZM117 167V168H116ZM134 167V168H133ZM146 169H147V165H145ZM144 167V168H145ZM149 167V166H148ZM168 167V166H167ZM167 167H165V171H167ZM181 167L182 164H181ZM3 168V169H4ZM23 168V167H22ZM88 168V167H87ZM120 168V169H118ZM184 168V167H183ZM190 168V167H189ZM194 168H197L194 167ZM203 168V167H202ZM209 168V167H208ZM72 169V167H71ZM74 169V170H75ZM96 169V170H95ZM191 169V168H190ZM193 169V168H192ZM198 170L201 169L200 166L198 165ZM204 169V168H203ZM210 169V168H209ZM5 170V169H4ZM19 170V169H18ZM25 170V172H26ZM194 170V169H193ZM260 170V171H259ZM263 170V171H262ZM24 171V170H22ZM51 171V172H52ZM109 171V172H110ZM134 171V172H135ZM144 171V170H143ZM149 171V170H148ZM172 171V172H173ZM200 171V170H199ZM198 171V172H199ZM202 171V170H201ZM2 172V168H1V171ZM21 172V171H20ZM116 172V171H115ZM138 172V171H137ZM171 172V173H172ZM190 172V171H189ZM194 172V171H193ZM262 172V173H260ZM13 173V172H12ZM17 173V172H16ZM23 173V172H22ZM50 173V172H49ZM133 173V172H132ZM136 173V172H135ZM143 173V172H142ZM149 173V172H148ZM195 173H197V171H195ZM200 173V172H199ZM203 173V172H202ZM1 174V173H0ZM55 174V175H56ZM112 174V173H111ZM131 174V175H130ZM141 175V173H139ZM145 174L146 171H145ZM32 175V176H33ZM54 175V174H53ZM60 175V174H59ZM138 175V173L136 174ZM184 175V176H183ZM186 175V176H187ZM205 175L204 176H201L203 178H205ZM4 176V175H3ZM7 176V175H6ZM151 176L150 174L148 175V177ZM194 179H196L195 181H199V175L196 176V175H193ZM2 177V176H1ZM13 177V176H12ZM30 177V176H29ZM35 177V178H36ZM146 178V176H144ZM9 178V177H8ZM15 178V177H14ZM56 178V177H55ZM131 178V177H130ZM133 178H134V174H133ZM151 178V177H149ZM148 178V179H149ZM4 179V178H2ZM50 179V177H49ZM147 179V180H148ZM155 179V178H154ZM187 179V180H186ZM192 179V178H191ZM190 179V180H191ZM10 181V179H8ZM57 180V179H56ZM55 180V181H56ZM15 181V180H13ZM150 181V179L148 180V182ZM2 182V181H1ZM7 182V181H6ZM5 182V183H6ZM118 182V180H117ZM170 182V183H168ZM4 183V181H3ZM161 183V184H160ZM10 184V183H9ZM12 184V183H11ZM58 184V183H57ZM122 186V188L119 189V186L117 187L116 185H120ZM135 183H133L134 185ZM3 185V184H2ZM8 185V184H7ZM17 185V184H16ZM33 185V184H32ZM128 185H125L128 187ZM137 185V184H135ZM192 185L195 187H192ZM6 186V184L4 185ZM3 186V187H4ZM15 186V185H14ZM20 186V185H19ZM19 186H17L19 188ZM46 186V185H45ZM130 187H133V186H130ZM208 187V188H207ZM5 188V187H4ZM38 188V187H37ZM129 188V187H128ZM127 189L128 192H130L129 190ZM1 189V188H0ZM20 189V188H19ZM18 189V190H19ZM82 189H85V193L82 192ZM130 190L132 188H129ZM245 189V190H244ZM14 190H15V187H14ZM17 190V188H16ZM15 190V191H16ZM37 190V189H36ZM39 190V189H38ZM46 190V189H45ZM120 190V191H119ZM249 190V191H250ZM250 191L246 196L248 195H251V196H255L256 194H254L255 192L253 191ZM13 191V190H12ZM33 191V189H32ZM35 191V189H34ZM132 191V190H131ZM11 192V191H10ZM46 192V191H45ZM47 192V193H49ZM132 192V193H133ZM253 192V193H251ZM14 193V192H13ZM85 195H84V194ZM232 193V196H230ZM251 193V194H250ZM11 194V193H10ZM54 194V192H53ZM133 194V195H134ZM253 194V195H252ZM15 195V194H14ZM13 195V196H14ZM20 195V194H19ZM84 195V196H83ZM133 195H130V196H133ZM256 195V196H257ZM10 196V195H9ZM7 196V197H9ZM22 196V195H21ZM86 196L88 198H86ZM250 196V197H251ZM11 197V196H10ZM15 197V196H14ZM13 197V198H14ZM20 197V196H19ZM227 197H231L232 199L234 198L235 201H233V203L231 204V206L229 207L228 204L230 203H227L228 199ZM249 197V196H248ZM249 197V198H250ZM131 198V197H130ZM227 201H226V199ZM229 200V202H232V200ZM247 198V199H249ZM253 197H251L252 199ZM254 198H257V197H254ZM253 198V199H254ZM17 199V198H16ZM15 199V200H16ZM63 199V200H64ZM238 199V200H237ZM243 199V198H242ZM246 199V197H245ZM8 200V199H7ZM32 200V199H31ZM60 200V201H59ZM256 200V199H255ZM259 200V198H258ZM264 200V199H263ZM11 201V199H10ZM27 201V200H26ZM226 201V202H225ZM238 201V203H237ZM240 201V202H239ZM244 200H242L243 202ZM247 201V200H245ZM244 201V202H245ZM252 201V200H251ZM250 201V202H251ZM262 200H260L261 202ZM9 202V201H8ZM7 202V204H8ZM12 202V201H11ZM18 202V201H17ZM24 202V201H23ZM64 202V201H63ZM243 202V203H244ZM255 202V201H253ZM10 203V202H9ZM14 203V202H13ZM21 203V202H20ZM34 203V202H33ZM258 202H256L255 206L257 205ZM17 204V203H16ZM24 204V203H23ZM22 204V206H23ZM254 204V203H253ZM260 204V203H259ZM19 205V204H18ZM27 205V203H26ZM16 206V205H14ZM33 206V205H32ZM54 206V204H53ZM61 206V207H60ZM8 207V206H7ZM26 207V206H25ZM61 211H60V209ZM29 208V207H28ZM24 209V208H23ZM26 210V209H25ZM9 211V210H8ZM24 211V210H23ZM53 211V213H54ZM110 211H113V214L116 212V218L115 219H119V222H115V223H118L119 226L121 225L120 227V234L119 236L116 235V237H119L118 240L116 239L115 241L112 242V244L114 245L113 247L111 246L110 243H108L107 241L108 240H101V237H105V236H111L113 235V233H115L114 231L115 228L117 229V227L119 228V226L117 225H111L108 223V221L105 222L104 220V223H103V218L102 216L104 215V218H105V215H107ZM20 212V211H19ZM26 212V211H25ZM32 213V211H31ZM107 213V214H106ZM236 213V215H235ZM35 214V213H34ZM56 214V213H55ZM63 214V215H64ZM27 215V214H26ZM32 215V214H31ZM239 215V220H246L249 218V222L247 220V223L245 221V223L247 224L246 225V232L248 234V239H247V236H246V233H245V236L244 237V234H243V237L245 238L246 241H244L243 243H240L241 241H238L236 243V245L238 246H235L234 244V247L230 248L228 246L229 249H227V246H226V242L228 241L227 238L231 236H228L227 238H225L226 240L223 241L220 239L221 237V234L222 233H233V225L235 227L236 223H238L237 221V217L235 216H238ZM78 216H80V218H78ZM110 216V215H109ZM109 216H106L105 219L109 218ZM112 216V215H111ZM29 217V216H28ZM33 217V216H32ZM114 217V216H113ZM24 218V217H23ZM26 220L27 217L25 216ZM30 218V217H29ZM252 218V219H250ZM110 219V218H109ZM64 220V221H65ZM108 220V219H107ZM113 220V219H112ZM111 221V219H110ZM113 221H116V220H113ZM26 222V221H25ZM24 222V223H25ZM242 222V221H241ZM90 223L92 224H95V226L97 225L96 223H102L103 226H101V229H103L102 231V235L99 233L100 236H96V234L90 236L88 234V230L86 231L87 234L90 236L88 237L87 234H85V232L83 233L81 230H85L84 228H86V226L90 225L92 226ZM112 223V222H111ZM6 224V223H5ZM113 224V223H112ZM239 225H236L237 228L239 229L238 226H240V223H238ZM244 224V222H243ZM259 224V225H258ZM4 225V224H3ZM7 225V224H6ZM9 225V224H8ZM7 225V226H8ZM254 225H258L257 228H255ZM25 226V227H24ZM243 226V225H242ZM40 227V229H39ZM38 227L39 230H42L41 228V225ZM89 227V226H88ZM87 227V228H88ZM93 227V226H92ZM254 227V228H253ZM8 228V229H7ZM233 228V229H232ZM236 228V227H235ZM241 228V227H240ZM253 228L254 231H252L251 233V229ZM34 232V229L31 228ZM97 229V228H96ZM99 230V229H97ZM237 230V229H236ZM241 230V229H240ZM239 230V231H240ZM243 230V233H244V229ZM241 230V231H242ZM89 231H92L89 230ZM96 231V230H95ZM94 231V232H95ZM250 231V232H249ZM25 232V233H24ZM99 232V231H98ZM97 232V233H98ZM106 232V233H105ZM118 232V231H117ZM24 233L26 234L27 233V236H29V244H26L24 245V247H20L17 245V240L20 239L19 236L22 237L24 236H21V234ZM43 233V232H42ZM93 233V231L91 232V234ZM242 233V232H241ZM250 233V235H249ZM116 234V233H115ZM235 234V233H233ZM62 235V234H61ZM126 235V239L124 238ZM223 235V234H222ZM226 235V234H225ZM236 235V234H235ZM238 235H241L238 233ZM108 236V237H109ZM115 235H113L114 237ZM224 236V235H223ZM26 237V236H25ZM107 237V238H108ZM225 237V236H224ZM242 237V238H243ZM50 238V237H49ZM48 238V239H49ZM231 238V237H230ZM233 238V237H232ZM235 238V237H234ZM233 238V239H234ZM237 239L240 238L242 241L243 239L241 238V236L239 237H236ZM24 240L26 238H23ZM55 239V237H54ZM106 239V238H105ZM108 239H112V237L108 238ZM126 241H125V240ZM223 239V238H222ZM47 240V239H46ZM45 240V241H46ZM52 240V239H51ZM20 241V240H18ZM23 241V240H22ZM129 243H128V242ZM232 242V240H230ZM235 241V239H234ZM0 242V244H1ZM26 242V240H25ZM54 242V241H53ZM107 242V243H106ZM111 242V240H110ZM127 246H126V244ZM230 242V243H231ZM236 242V241H235ZM234 242V243H235ZM246 242V244H244ZM48 243V242H47ZM46 243V245H47ZM52 242H49L48 244H50ZM124 244V245H121V244ZM115 244H116V248L117 250H114L115 248ZM137 244H140V245H137ZM229 244V241L228 243ZM3 245V247H4ZM141 246L139 247V249H137L136 247L137 246ZM231 245V244H230ZM2 248V246H0ZM0 248V249H1ZM57 248V249H58ZM114 248V249H113ZM140 248H141V251H140ZM2 250H4L2 248ZM1 251V250H0ZM7 251V250H6ZM10 251V250H9ZM47 251V250H46ZM5 252V251H4ZM8 252V251H7ZM11 252V253H12ZM3 253V252H2ZM1 254V253H0ZM5 255V254H4ZM11 255V254H10ZM42 255L44 256V258L42 257ZM50 255V253L48 252L47 256ZM1 256V255H0ZM10 257V256H9ZM57 257V258H56ZM48 258V257H47ZM8 259V258H7ZM37 260H41L40 263H38ZM11 261H12V257H11ZM8 263V262H7Z\"/></svg>",
  "mask_w": 264,
  "mask_h": 264
},
{
  "label": "rangeland",
  "instance_id": "obj_2",
  "mask_svg": "<svg viewBox=\"0 0 264 264\" xmlns=\"http://www.w3.org/2000/svg\"><path fill=\"white\" fill-rule=\"evenodd\" d=\"M13 1L15 2L16 1V3L18 4H15V3H13ZM22 0H0V6H2V7H0V40L1 39H3V40H5V42L4 41H2V44L3 43H6V44H4V46L6 47L5 49H7V48H9V49H7V51L5 52L4 50V48H3V46L2 47H0V75H3V76H5L4 78L5 79H0V87L2 86V88H1V94H0V125L2 126H0L1 128H0V171H1V168H2V172H0L1 174H0V233H2L5 229H6V227H9L10 225H11V223L13 224V218H15L16 216H18L20 219H21V221H23V224L25 225H27L28 224V221H29V226H28V228L30 229L29 230V233H31L32 234V237H36L37 235H35L36 233L38 234V232H39V234H38V236L37 237H39V236H41V234H42V236L44 237V244L43 245H45V247L44 246H42L44 249H45V251L44 250H42V252H43V255H45V258H44V256L42 255V257L44 258L43 260V262H47V261H49L48 259L50 258V257H55L56 256V253H58L59 251H60V249L58 248V246L56 245L57 244V242L58 241H56V238L58 239V240H60V237L62 236L63 237V234H64V231L66 230V220H65V210H64V213L63 212H60V214L58 215V213L57 212H59V210L58 211H54L53 209H55L56 207H55V203L57 202V200L60 198V199H62L61 201V205H62V207H61V209L64 207L65 208V206L67 205H65V203H66V200L64 199V197L62 198V195L64 196V190H67L66 188H65V186H66V184H68V182H70V180L72 181V179H73V173H75V172H77V168H78V171H79V169H80V167L78 166L76 169H75V167L76 166H74L73 167V161H74V159H72L73 157H71L70 156V154L69 153H67V152H64L63 150H62V152L60 151V154L61 155H63V157L60 155L59 156V160L61 161V165H62V167H63V169H62V171H61V173H59L58 175L56 174V172L55 173H53L54 171H52V170H49V171H46V173H47V177H48V180H52L51 178H53L54 180H53V183L51 184L52 186H54L53 187V192H54V194H53V192H51L52 194H50V190L48 189L50 186H49V184L47 183L46 184V182H44L43 184H44V186L43 187H41L42 189H40V187L39 186H37V187H35V184L33 183L34 181H36L38 178L36 177H34V175H33V173H32V170L29 168V167H27V160L25 159V157L24 156H26V158L28 157L27 155L29 154V155H31L32 156V154H34V155H39L37 152H39V153H41L40 155H44L43 157H45V158H47L48 157V155L47 154H50L49 152L50 151H44L45 149H47V150H53L54 148H55V144L57 143L58 145H59V142H60V147H62V148H64L65 146H64V144H65V142H66V145H67V143L68 142H70L72 139H73V137L72 136H70V135H75V132H76V130H77V128L79 127V125L81 126V120H78V119H81V118H83L85 115H84V112H82V110H80V108L81 109H83V107L84 106H86V104H87V106H88V108H90L89 110H91L92 112H97V111H101V116L100 117H102L103 116V113H102V110L106 107V106H108V108L111 110V107L113 106V104H115L116 102H115V98H114V95L113 96H111L113 93H112V89H111V87H109V86H112V85H109V80H107L108 79V77H106L107 79V81L105 80H102L101 81V79H99V78H95V75L97 76V68H95V66L97 65V63H95L96 62V59L95 58H93V59H90V60H92L91 62L93 63V66L91 65V62L90 61H86V62H84V61H80V64H79V67H80V69L81 68H83V66H84V68L87 70L86 71V73H84L83 74V76L82 75H79V74H76V72H78L79 70H76V69H78V68H76L75 66L73 67V65H71V64H69V65H71L70 66V69H65V67H63V66H65V65H67L68 64V61H66V60H63L62 61V59L63 58H59L58 56H57V53H58V51L59 50H61L60 48H59V45H57V46H51L52 48H53V50H52V48L51 47H48L50 50H46L45 48V50L48 52H46V51H44L46 54H44L42 57H40L38 60H36V61H34V59L33 58H35V56L34 55H32V53L34 52V50L35 49H33V48H35V44L37 43V42H46V37L48 36V35H51L52 34V32L50 33V31H49V29L52 31L53 29V31H55L56 29H57V26H54L55 24L56 25H58V27L59 26H61L62 28L64 27L63 25H64V21L62 22L61 20H56L55 21V18H53L54 16L56 17V15H57V18L60 16V15H64V14H68L70 11H72L70 8H66L63 4H62V2H63V0H58V2H56L57 0H55V2H56V4H54L55 6L57 5V6H59L60 7V10H58V11H61L62 12V14H60L59 12H57V8H59V7H54V6H52V8L54 7V8H56L55 9V11L54 10H52L53 11V13L52 12H50V9H49V11H48V13L49 14H47V11H46V13H44V12H41V11H44V9H46V7L48 8L49 6H51V5H49V3H50V1H47V0H23L22 2H21ZM36 1V2H35ZM44 1V2H43ZM47 1V2H46ZM107 1V0H106ZM105 0H101V2H102V4H103V6H105L106 5V8L105 7H103L102 5H101V2H99V1H97V0H95V3L97 4V2H98V4L100 3V5H98V8H101V9H99V10H96V11H93V13H97V14H95V15H91L92 14V12L90 13V15L91 16H89L90 17V19L92 20V21H90V19H87L88 21H87V23H85L86 22V19H85V21H84V27H85V25L86 26H91V27H93L94 29L96 28V27H98V25H99V23H100V21H103V19H104V13H103V8L104 9H109L108 7H110V6H112L113 4L115 5V3H112V1L113 2H116L117 1V3H118V0H108L107 2L108 3H110V4H112V5H110V4H108V3H106V4H104L105 2H106ZM119 1H121V0H119ZM135 2H137L138 1V3L137 4H139V5H141V7H146V6H148L149 4H152V6L154 5V3H155V0L153 1V0H134ZM143 2V4H142V2ZM148 1V2H147ZM154 3H153V2ZM170 0H168V2H169ZM184 1V0H183ZM182 0L180 1V0H175V2L177 3H180V2H183ZM206 1V2H205ZM205 1H198V7H196V8H194L195 10H193V11H196L198 14H200L201 13V11L204 9V8H206V10H207V8L208 9H210L211 11H212V9H213V12H211V18H212V20H213V14L212 13H214V20H216L217 19V21H213L212 22V20H210L209 21V25H210V30H209V28L208 29H206L205 30V32H207L206 34H205V32H202L201 34V37L202 36H205V38H203V43L205 42H209V44L208 43H204V44H202V50H203V53H199L200 54V56L198 55V54H196V56L195 57H197V58H193V60L195 61H193V62H191V63H189V64H187L186 65V67L188 68L189 67V70H192V69H194L192 72H189V70H187V74H191L190 76L188 75V83L186 84V90H187V92H188V95H190V96H188V98H192V99H202L203 100V98H201V97H203L202 96V94H204V95H207V96H209L210 97V100H212L211 99V96L212 97H215V98H213V100L214 99H216V97L218 96V92H216V89H214L215 88V84H216V88L218 87V88H221L225 83H223V84H221V83H219V81H216L215 80V77L217 76V75H219L220 76V74H222V71H223V73L225 72V70L227 69V67H223V65H222V61H224V57L225 56H227L226 54L232 49V48H234V47H236L235 46V44H238L239 42V40H240V42L241 41H243V37H245V35H247V34H245V29L244 28H246V26H248L247 24H250L251 23V25H254L253 26V32L252 33H254L255 31L254 30H256V33H258V31H259V33H258V37L260 38V37H263V38H260L261 40H263V42H264V33H263V24L262 23H264V21H262V19L264 20V0H211V2H210V0L208 1V0H205ZM212 1H213V3H214V1H216L214 4L212 3ZM248 1H253L254 2V8H253V10H252V14H254L253 16H252V14L250 15V17H248L247 15V17H244L243 15L246 13V9H245V5L247 4V2ZM3 2H4V4H3ZM6 2V3H5ZM11 2V3H10ZM27 4H25V3ZM29 2V3H28ZM31 2V3H30ZM42 2V3H41ZM159 2H161V3H163L164 5L166 4L167 6L169 5V4H167L166 2H167V0H164V1H162V0H160ZM202 2H204V3H202ZM7 3H9V4H7ZM13 3V4H12ZM22 3V4H21ZM36 3V4H35ZM44 3V4H43ZM60 5H59V4ZM120 3V2H119ZM199 3H200V5H199ZM208 4L209 5V7H208V5H206V4ZM210 3V4H209ZM10 4H12V5H10ZM30 4V6H28ZM41 4V5H40ZM43 4V5H42ZM46 4V5H45ZM95 4V5H96ZM110 5V6H108V5ZM146 6H145V5ZM157 5H159V3H156ZM163 4H160L161 6L163 5ZM203 4V5H202ZM212 4V5H211ZM14 5V6H13ZM62 5V6H61ZM96 5V6H97ZM206 5V6H205ZM10 6V7H9ZM45 6V7H44ZM99 6H101V7H99ZM150 7H151V5H149ZM160 6V7H161ZM200 6V7H199ZM205 6V7H204ZM215 6V7H214ZM16 8L17 7V9H18V13H16L15 15L10 11V10H12V8ZM25 7V8H24ZM38 7H39V9H38ZM43 7H44V9H43ZM62 7H64V8H62ZM164 6H162L161 8H159V6H158V10L160 9H164L163 8ZM173 6H171V7H169V8H172ZM4 8V9H3ZM26 8H27V10H26ZM32 8V11L30 10ZM34 8V9H33ZM40 8H42V9H40ZM53 8V9H54ZM62 8V9H61ZM98 8H96V9H98ZM212 8V9H211ZM2 9V10H1ZM25 9V10H24ZM64 9V10H63ZM215 9V10H214ZM21 10V11H20ZM28 10H29V12H28ZM38 10V11H37ZM40 10V11H39ZM159 10V11H160ZM245 10V13L243 12L242 13V11H244ZM263 10V11H262ZM3 11V12H2ZM25 11V12H24ZM31 11V12H30ZM36 13H35V12ZM98 11V12H97ZM192 11V12H193ZM199 11V12H198ZM217 11V12H216ZM260 11V12H259ZM5 12V13H4ZM41 12V13H40ZM63 12H64V14H63ZM196 12H193V17L194 18H196V20H199L200 19V16L199 15H197V13ZM263 13L262 15H259L260 13ZM3 15H5L6 17H4V20H3V16H2V14ZM9 15H8V14ZM32 13V14H31ZM37 13H38V16H35V15H37ZM42 13H44V14H42ZM56 13V14H55ZM101 13V14H100ZM196 13V14H195ZM7 14V15H6ZM17 14H18V16H17ZM40 14V15H39ZM100 14V15H99ZM20 15V16H19ZM31 16V17H29V16ZM42 15V16H41ZM49 15V16H48ZM51 15V16H50ZM59 15V16H58ZM195 15H197V16H195ZM242 15V16H241ZM25 16V17H24ZM46 16V17H45ZM48 16V17H47ZM53 16V17H52ZM95 16V17H94ZM98 16V17H97ZM241 16V17H240ZM261 16H263L262 17V19H261ZM2 17V18H1ZM29 17V20L27 19V18ZM35 17H40V21H41V23H43V24H41L40 23V21L38 22V20H37V22L38 23H40L39 24V26H38V23H36V20L35 19H38V18H35ZM41 17H43V18H41ZM50 17V18H49ZM100 17V18H99ZM197 17H198V19H197ZM217 17V18H216ZM244 17V18H243ZM258 17H260V18H258ZM8 18V19H7ZM32 18H34V19H32ZM47 18V19H46ZM56 18V19H57ZM93 18V19H92ZM210 18V19H211ZM241 18V19H240ZM247 18H253V21H254V23H253V21H252V19H250V21H249V19H247ZM20 19H27V22L25 23L26 24V26L25 25H23L22 24V22L20 23V21H22V20H20ZM59 19V18H58ZM96 19V20H95ZM102 19V20H101ZM218 19H219V23H218ZM261 20V22H260V20ZM3 20V21H2ZM20 20V21H19ZM32 21V23L31 22H29V21ZM93 20H95V21H93ZM98 20H99V22H98ZM246 20V21H245ZM256 20H258L259 22H257ZM7 21V22H6ZM53 21H55V22H62V23H60V24H58V23H53ZM238 21H241L242 22V24L241 23H239ZM244 21V22H243ZM10 22V23H9ZM19 24H18V23ZM96 22V23H95ZM98 22V23H97ZM181 22V24L179 23V20H178V22L176 21V23H175V21L173 22V23H175L173 26L175 27V29H174V27L173 26H170V27H166V26H164V24H162L161 23V25H162V29L164 30V28L166 27L167 29L166 30H162L161 29V25H160V23H158V25H156V26H153V27H156V28H153L151 25L149 26V24L147 25L146 24V26H144V28H146L148 31L151 29V33L150 32H148L147 30H146V32L147 33H149L148 35V37L149 38H154L155 36L156 37H158V38H155L158 42H163V45L165 46V45H168V44H170L171 46L172 45H176L177 44V39L179 38V37H190L189 36V34H187V31L186 30H188V29H186V23H184V21H180ZM183 22V23H182ZM212 22V23H211ZM214 22H216L215 23V25H214ZM250 22V23H249ZM30 23V24H29ZM35 25H34V24ZM90 23H95V24H91L90 25ZM179 25H178V24ZM211 23V24H210ZM238 23V24H237ZM244 23V24H243ZM17 24V25H16ZM22 24V25H21ZM53 26H51V25ZM54 24V25H53ZM87 24H89V25H87ZM260 26H259V25ZM262 24V25H261ZM4 27H3V26ZM5 25H6V27H5ZM11 25H14V26H12L11 27ZM19 25V26H18ZM30 25V26H29ZM37 25V26H36ZM48 25V26H47ZM95 25V26H94ZM160 25V26H159ZM178 25V26H177ZM181 25V26H180ZM232 25V27H230ZM22 27V29H20L21 27ZM25 26V27H24ZM33 26H36V27H39V28H43L42 30H44V28L46 29V30H44L43 31V39H41V41H40V36H37V34H36V36L38 37V38H36L34 35L35 34H33V36H30L31 35V31H32V28H33ZM44 26V27H43ZM47 28H46V27ZM147 26H149L148 28H147ZM183 26V27H182ZM8 27V28H7ZM14 27V28H13ZM28 27H30L31 28V31L29 32V30L30 29H28ZM56 27V28H55ZM164 27V28H163ZM180 27V29H178ZM9 28H10V30H9ZM25 28H27L28 30V33L26 32V29ZM49 28V29H48ZM53 28V29H52ZM60 28V27H59ZM62 28H60V29H58L59 30V32L57 31V37H60V38H62V37H65V31H64V28L62 29ZM150 28V29H149ZM186 29V30H182V29ZM262 28V29H261ZM4 29H5V31H4ZM34 29V28H33ZM154 29V30H153ZM160 31H159V30ZM174 29V30H173ZM178 29V30H177ZM262 30V32H261V30ZM8 32H7V31ZM21 30V31H20ZM61 30V31H60ZM93 30V29H92ZM175 30H177V31H175ZM207 30H209V31H207ZM229 30V31H228ZM19 31V32H18ZM64 31V32H63ZM154 31V32H153ZM162 31V32H161ZM166 31V32H165ZM171 32V34L169 35V33ZM182 31V32H181ZM183 31H185V33L183 32ZM228 31V35L226 36V32ZM244 31V33H242ZM21 32V33H20ZM22 32H25L26 34H23ZM49 32V33H48ZM60 32H62V33H60ZM157 32V33H156ZM211 33V34H209V36L207 35L208 33ZM241 32V33H240ZM260 32L261 33H263V35L261 34V36H260ZM20 33V34H19ZM30 33V34H29ZM46 33H47V35H46ZM152 33L154 34V35H152ZM162 33V34H161ZM163 33L164 34H166L165 36L163 35ZM242 35L241 37H240V34ZM19 34V35H18ZM60 34H63V35H60ZM158 34V35H157ZM179 34L181 35V36H179ZM185 34V35H184ZM244 34V35H243ZM16 35V36H15ZM22 35V36H21ZM27 35H29L28 36V38H27ZM151 35V36H150ZM163 36V37H159V36ZM168 35V36H167ZM173 35V36H172ZM62 36V37H61ZM171 36H172V38H171ZM178 36V37H177ZM207 36H208V38H207ZM2 37H4V38H2ZM23 37V38H22ZM29 37H30V40H31V38H32V40L31 41H29ZM49 37V36H48ZM47 37V38H48ZM168 37V39L166 40V38ZM170 37V38H169ZM175 39H174V38ZM177 37V38H176ZM187 37V38H188ZM257 37V35L255 36V37H253V38H255L254 40H255V42H254V44H253V48H255V49H252V57H254V58H256V59H254V61H252L251 62V60H253V58L250 56L249 58H247V59H249L248 61H247V59L246 60H243V61H241V63L240 64H238V63H234V64H236L235 65V68L236 69H240V70H238V76H239V74H242V75H240V77H244V78H242L241 80H243L242 82H240V86L242 87V85L244 84V82L246 81V80H249L250 81V79L252 80V81H250V82H245L246 84H245V86H243V87H245V88H243V90H246V88H247V93H249V95H251L252 97L253 96H255V94L257 93V91H259L257 88H258V84H256L257 82H259L260 80H259V74L258 73H261V67L264 65V46H263V44L264 43H262V41H260L261 43L259 44V45H257L258 44V42H259V38ZM14 38V39H13ZM18 38H20L19 40H18ZM26 38V39H25ZM34 38V39H33ZM36 38V39H35ZM159 38H161L160 40H159ZM187 38H185V40L187 39ZM210 38V39H209ZM240 38H242V39H240ZM13 39V40H12ZM16 39H17V41H16ZM21 39H23V40H21ZM37 39H39V40H37ZM52 40V36L51 37H49V39H47V41H49V40ZM164 39L166 40V42L164 41ZM189 39V38H188ZM208 41H207V40ZM230 39V40H229ZM239 39V40H238ZM259 39V40H258ZM20 40H21V42H20ZM173 40V44H171V41ZM205 40V41H204ZM227 40H229L230 42H229V45L226 43V41ZM233 40V42L231 43V41ZM244 42H246V41H248V39L247 38H244ZM258 40V42H256ZM11 41H12V43H11ZM30 42V44H29V42ZM33 41V42H32ZM37 41V42H36ZM116 41L117 42H121V43H123L122 41L123 40H121V38L119 39V38H117L116 39ZM169 41H170V43H169ZM176 42V44H175V42ZM24 42V43H23ZM28 42V43H27ZM32 42V43H31ZM35 42V43H34ZM168 42V44H165V43H167ZM238 42V43H237ZM8 43V44H7ZM11 43V44H10ZM16 43V44H15ZM20 43H22V44H25V45H27V46H29V47H27V46H23L22 44L21 45H19ZM27 43V44H26ZM231 43V44H230ZM256 43V44H255ZM29 44V45H28ZM32 44V45H31ZM119 44V45H118ZM162 44V43H161ZM49 45H50V43H49ZM180 45V44H179ZM206 45V46H205ZM227 45V46H226ZM232 45H233V47H232ZM8 46V47H7ZM14 47V48H12V47ZM15 46H16V48L17 49H15ZM33 46V47H32ZM43 46H45V44H43ZM116 46L117 47H121V44L120 43H116ZM183 46V45H182ZM203 46H205L204 48H203ZM208 46V47H207ZM10 47H11V49H10ZM22 47V48H21ZM119 47V48H120ZM232 47V48H231ZM18 48H21V49H19L18 50ZM26 48V49H25ZM32 48V49H31ZM54 48H56V49H54ZM23 49V50H22ZM31 49V50H30ZM207 49V50H206ZM230 49V50H229ZM259 49V50H258ZM25 50V51H24ZM58 50V51H57ZM205 50V51H204ZM14 51V52H13ZM15 51H17V52H19L18 53V55H16L15 53H17V52H15ZM31 51V52H30ZM33 51V52H32ZM50 51H52V52H50ZM54 51H57V52H54ZM259 51V52H258ZM261 51V52H260ZM9 52H11V53H9ZM13 52V53H12ZM20 52H21V54H20ZM24 52V53H23ZM29 52V53H28ZM202 52V51H201ZM218 52V53H217ZM255 52H257L256 54H255ZM27 53H28V55H27ZM30 53H31V56H30ZM52 53V54H51ZM54 53V54H53ZM219 54L218 56H219V58L220 59H223V60H221V64L220 63H217L216 61H215V55L214 54ZM261 53H263V55L261 54ZM7 54V55H6ZM14 55V57H13V55ZM21 56H20V55ZM49 54H51V55H49ZM258 54H259V56H261V59H259L260 57L258 56ZM9 55H10V57H9ZM12 55V56H11ZM24 57H27L28 56V60L27 61H24V62H21V63H19L21 60H22V57L23 56ZM27 55V56H26ZM49 55V56H48ZM55 55V58L53 57V56ZM254 55V56H253ZM7 56V57H6ZM30 56V57H29ZM51 56L53 57L52 59H51ZM232 58L234 57V58H237V54L236 53H233L232 52V55H230ZM256 56H258V57H256ZM11 57H13V58H20V59H13L12 58V60H11ZM263 57V58H262ZM9 58H10V61H8L9 60ZM251 58V59H250ZM260 60L258 63H257V60L258 59ZM6 59V60H5ZM57 59H59V60H57ZM61 59V60H60ZM16 60V61H15ZM18 60V61H17ZM57 60V61H56ZM206 60H209V61H207L206 62ZM256 60V61H255ZM12 61H14V62H12ZM29 61V63H26V62H28ZM34 61V62H33ZM38 61V62H37ZM48 61V62H47ZM52 61V62H51ZM60 61V62H59ZM244 61H246V62H244ZM52 64H51V63ZM65 62V64H63ZM82 62V63H81ZM89 62V67H94L92 70H90L91 71V73H90V71L88 70V69H90L88 66H87V63ZM213 62H215L214 64L215 65H217V66H211L210 68L211 69H214L215 70V72H216V75H215V77H214V81L212 82V85L214 86V88H213V86L212 85H210V84H208V87H207V85H206V87L209 89L211 86H212V88H213V90H215V91H213L212 90V88H210L209 90V95H208V93H207V91H208V89L206 88L205 89V87H203L202 85H199L198 84V82L196 81H194V80H196V79H198V77H199V74H200V76H202V73H203V75L205 74V69L206 68H204L205 67V65H208L209 63L211 64H213ZM225 62H227L228 63V61H226L225 60ZM9 63V64H8ZM17 63V64H16ZM45 63V64H44ZM60 63H62V65L60 64ZM95 63V64H94ZM184 62H177L176 64H179V65H177L179 68H181L182 66H183V68H184V64H186V63H184ZM207 63V64H206ZM244 63V64H243ZM252 63V64H251ZM254 63L256 64V65H254ZM260 63V64H259ZM262 63V64H261ZM4 64V65H3ZM13 64V65H12ZM23 66H22V65ZM29 64V65H28ZM38 64V65H37ZM44 64V65H43ZM84 64V65H83ZM180 64H182V65H180ZM192 64V65H191ZM213 64V65H214ZM220 64V65H219ZM228 64H230V63H228ZM3 65V67H1ZM17 65H21V66H17ZM26 65V66H25ZM34 65V66H33ZM48 65V66H47ZM51 65H52V67H51ZM60 65V66H59ZM86 65V66H85ZM191 65V66H190ZM242 65V66H241ZM243 65H244V67L248 70H246V69H244V67H243ZM252 65H253V67H252ZM258 65V66H257ZM82 66V67H81ZM247 66H249V67H247ZM254 66H256L257 67V69H256V67H254ZM261 66V67H260ZM12 67V68H11ZM21 67V68H20ZM26 67V68H25ZM31 67V68H30ZM32 67H34L33 69H32ZM37 67H39V68H37ZM60 67H62L61 68V70H60ZM219 67H220V70L221 71H217L216 69L218 68L219 69ZM223 67V68H222ZM254 68V70H255V72L256 71H259V72H254V70L253 69H251V68ZM259 67V68H258ZM18 68V69H17ZM25 68V69H24ZM28 68V69H27ZM59 68V69H58ZM242 68V69H241ZM261 68V69H260ZM263 68H264V66H263ZM4 69V70H3ZM39 69V70H38ZM58 69V70H57ZM186 69V68H185ZM224 69V70H223ZM250 69V70H249ZM7 70H10V71H8L7 72ZM32 70V71H31ZM37 70V71H36ZM48 70H49V72H48ZM53 70V71H52ZM66 70H68V71H66ZM73 70V71H72ZM203 70H204V72H203ZM207 70V69H206ZM242 70V71H241ZM261 70V71H260ZM13 71V72H12ZM59 71V72H58ZM64 71V72H63ZM72 71V72H71ZM76 71V72H75ZM93 71V72H92ZM24 72V73H23ZM36 72V73H35ZM57 72V73H56ZM65 72H66V74H68V72H69V74H70V77H68L69 79H67L66 80V82H67V84H64L65 83V80H63L62 81V77L61 76H63L64 77V75L63 74H61V73H64L65 74ZM71 72V73H70ZM87 72H88V74H87ZM94 72H96V73H94ZM221 72V73H220ZM240 72H242V73H240ZM247 73V74H244V73ZM250 72V73H249ZM251 72H253L252 74H251ZM11 73V74H10ZM17 73V74H16ZM35 73V74H34ZM52 73V74H51ZM72 73H74V74H72ZM92 74L91 76H90V74ZM218 73V74H217ZM8 74H9V77H8ZM15 74V75H14ZM20 74V75H19ZM23 74V75H22ZM39 74V75H38ZM43 74V75H42ZM48 74V75H47ZM50 74V75H49ZM60 74V75H59ZM65 74V75H66ZM69 74L67 75V76H69ZM71 74H72V77H71ZM88 76H87V75ZM94 74V75H93ZM257 74V75H256ZM7 75V76H6ZM35 75H36V77H35ZM74 75H75V77H76V79H75V77H74ZM77 75H79V76H77ZM246 77H245V76ZM252 75L253 77H250V76ZM258 77V78H256V76ZM13 76H15V77H13ZM23 76V77H22ZM40 76V77H39ZM86 76V77H85ZM175 76V75H174ZM197 76V77H196ZM219 76H217L218 77V79H219ZM248 76L250 77V78H248ZM254 76H255V80L254 79H252V78H254ZM11 77H12V79H11ZM44 77V78H43ZM48 77V78H47ZM78 77V78H77ZM84 77V78H83ZM89 77L91 78V79H89ZM195 77V78H194ZM240 77H238V80H240ZM38 78V79H37ZM54 78V79H53ZM61 78V79H60ZM72 78V79H71ZM80 78V79H79ZM174 78V77H173ZM14 79V80H13ZM21 79V80H20ZM26 79V80H25ZM41 79V80H40ZM95 79H96V81H95ZM246 79V80H245ZM5 80H8V81H5ZM32 80L34 81V83L32 82ZM36 80H37V82H36ZM61 80V81H60ZM68 80H70V81H68ZM89 80V81H88ZM233 80V79H232ZM232 80L230 81V80H228L227 82L229 83V81H230V83L232 82ZM235 80V79H234ZM259 80V81H258ZM24 81V82H23ZM50 83H49V82ZM73 81V82H72ZM88 81V82H87ZM191 81V82H190ZM26 82V83H25ZM60 82H62V83H60ZM70 84H69V83ZM77 82V83H76ZM79 82V83H78ZM83 82V83H82ZM90 82V83H89ZM102 84H101V83ZM104 82H105V84H104ZM108 82V83H107ZM111 82V81H110ZM218 82V83H217ZM254 82H255V84H254ZM6 83H7V85H6ZM9 83V84H8ZM21 83V84H20ZM39 83V84H38ZM52 83V84H51ZM54 83V84H53ZM58 85H57V84ZM91 83H92V85H91ZM189 83H191L190 85H189ZM5 84V85H4ZM13 84V85H12ZM37 84V85H36ZM76 84V85H75ZM80 84V85H79ZM83 84V86L81 87V85ZM101 84V85H100ZM108 85V87H107V85ZM219 84H221V87H220V85ZM227 84V83H226ZM242 84V85H241ZM41 85V86H40ZM57 85V86H56ZM59 85H60V87H59ZM62 85H64L63 87H62ZM104 85V86H103ZM197 85V86H196ZM202 87V89H200V87ZM11 86V87H10ZM13 86V87H12ZM38 86V87H37ZM75 88H74V87ZM88 86H89V88H88ZM94 86V87H93ZM102 86H103V88L104 87H106V89H103L102 88ZM249 88H248V87ZM6 87V88H5ZM16 87V88H15ZM18 87V88H17ZM24 87V88H23ZM26 87V88H25ZM42 87V88H41ZM48 87V88H47ZM51 87V88H50ZM53 87V88H52ZM55 87V88H54ZM77 87V88H76ZM98 87V88H97ZM132 87V86H131ZM130 87V88H131ZM191 87V88H190ZM193 87H195V88H193ZM199 87V88H198ZM257 87V88H256ZM34 90H33V89ZM58 88V89H57ZM91 88V89H90ZM95 88V89H94ZM128 89L129 90V92H126L127 94V96L128 95H130V97L133 99V101L134 102H136L135 103V107H136V109L137 110H139V112H143V113H148V111L147 112H144V111H146V110H148L149 108V113H148V115L150 116V117H152L151 118V121H152V124H154V125H151V127H152V129H153V135H152V137L150 138V144H155L156 146H154V145H149L151 148H149V146L147 147V149L145 150V152H141V153H137V155L134 157V158H136L137 159V161H135V162H133L132 164H131V166H137L138 167V165H139V167H141V170H132L131 171V176H128V177H126V178H122V175L125 173L124 171V173L123 172H121L122 170H118L117 171V169H114V165H117V164H113V163H116V162H114L115 160H114V158H115V155L117 154V152H115V147H117V145L115 146V141L116 140H121V141H125V139H123V138H126V137H128L127 135H126V133L124 132V134L120 137V135L119 136H114V129L113 128H111L113 131L111 132V130H110V133H112L113 135H106V136H104L103 138L100 136V138H98L99 137V135H98V132H97V134L95 133V134H92L94 137H95V139L93 138V137H90L91 136V133L90 134H84L83 135V133H81V135H79L82 139L83 138H85V139H81L79 136V142L80 143H84V142H88L89 141V139L90 140H92L94 143H96V144H94V147L95 146H97V148H95V150L100 154V160H99V163L101 162V164H99V168L102 170V168H103V171L104 172H106L107 173V170H109V169H111L110 167H112V169H111V171L109 172L108 171V173H110V177L113 179L114 178V180L116 179V184H119V179H127V182H128V180L130 181L131 179V181L129 182V184L131 183L132 185H128V183L126 184V182H125V185H128V187L129 188H132L131 190L127 187V186H125L124 185V180H122V182H120L122 185H124L123 187L125 188V191H126V193H129V194H127V196H128V198L130 199V200H132V201H134L135 202V198L134 197H136V195L134 194L135 193V191L133 192V190H135V188H136V190L138 189L137 188V186L139 185L135 180H138V179H136V177L137 176H139V177H141V178H144V181L146 182V184H149L150 182H152V180H158L159 182H161L160 184L161 185H164V184H167V181L166 180H169L170 178H171V175L172 174H174L175 172L174 171H176L177 172V170H175V169H178V172L180 171V169H186V170H184V171H181L180 172V174L182 173V174H185V173H183V172H186V173H188V175L186 176H184L185 178L186 177H188L189 176V178H187L186 180L187 181H189L190 183H192V184H194V183H196L195 184V187H197V186H200L199 188H201V189H205L206 188V186H214L213 188L215 189V192L219 195V196H222L223 195V198H224V196L226 197L228 194H229V191L231 190V187L234 185V182H235V180H236V174H235V172L233 171V169H232V167L233 166H230L228 169H226L222 164H220V165H218L217 164V166H215L216 168H218V170L216 171V172H212V173H210L211 171L210 170H212V164H208L209 163V159H211V158H209V155H210V157H217V158H222V156L224 155L222 152H218L217 153V151L216 150H214L215 149V145H212V143L210 144V137H211V139H216V137H214V136H217V138L219 139L218 141H219V146L221 145V143H223L225 140H224V138H222V136H223V134H225V135H230V129H232V131L234 132V133H236V130H234V128L235 127H233V125L228 121V120H224V119H216V118H214V117H211V118H209L211 115H209L208 116V118H209V120H208V118H207V115H201V116H199L198 117V121L197 120H195L196 122H198V123H196L195 121H194V118H193V116L191 115V117H190V115H186L184 112H182L183 110H178L177 111V113L179 114V113H181V114H183L184 116L186 115L187 117H184V116H182L181 114V116L180 115H178V114H176V116L174 117V114H165V118H164V114H162L163 115V117L162 116H160V120H158L157 121V119H159L158 117L159 116H157V114L158 115H161L160 114V111L158 110L159 109V107H160V105H165L166 103L164 102V101H162V99H158V97H156V96H154L153 95V97H152V95H151V97H150V95L147 97L146 96V94H143L141 91V89H139V88H137V87H135V90H136V92L133 90V92L131 91L132 90V88L131 89ZM188 88V89H187ZM6 89H8V90H6ZM13 91H15V92H13ZM22 89V90H21ZM28 89H29V91H28ZM41 89L42 90H44V92L42 91L41 92ZM50 90V92H49V90ZM53 89H56V90H54L53 91ZM68 89V90H67ZM107 89L109 90V92L107 93ZM163 89V90H162ZM165 89L166 88H162V87H160L159 88V90H160V92H159V90L157 91L158 93H161L162 91V93H165L164 91H165ZM195 89V90H194ZM198 89H200V90H198ZM206 90L205 92L203 91V90ZM10 90V91H9ZM19 92H18V91ZM25 90V91H24ZM80 90H82V91H80ZM94 90V91H93ZM106 90V91H105ZM140 90V91H139ZM190 90V91H189ZM193 90V91H192ZM248 90H249V92H248ZM17 91V92H16ZM57 91H59V92H57ZM63 91V92H62ZM93 93H92V92ZM100 91H103V92H101L100 93ZM110 91H111V94H110ZM131 91V92H130ZM138 91V92H137ZM196 91V92H195ZM201 91H202V93H201ZM212 91L213 92H216L217 94H215V93H212ZM31 92V93H30ZM36 92V93H35ZM53 92H54V94H53ZM62 92V93H61ZM68 92L69 93H71V95L74 97V101H69V95L70 94H68ZM74 92V93H73ZM76 92H78V93H76ZM91 92V93H90ZM95 92V93H94ZM104 92H105V94H104ZM135 92V93H134ZM140 92V93H139ZM193 93V94H190V93ZM199 92V93H198ZM4 93V94H3ZM11 93V94H10ZM15 93V94H14ZM39 93V94H38ZM47 93H48V95H47ZM49 93H51V94H49ZM60 93H61V95H60ZM64 93H65V95H64ZM83 93V94H82ZM97 93V94H96ZM129 93V94H128ZM133 93V94H132ZM17 94V95H16ZM29 94V95H28ZM31 94H33V95H31ZM43 94H44V96H43ZM74 94H76L75 96H74ZM82 94V95H81ZM90 94V95H89ZM92 94V95H91ZM95 94V95H94ZM104 94V95H103ZM106 94H109V96L108 95H106ZM138 95V97H137V95ZM142 94V95H141ZM211 94H213V95H211ZM6 95V96H5ZM10 95V96H9ZM14 95V96H13ZM23 95H25L24 97H23ZM51 95V96H50ZM54 95V96H53ZM56 95V96H55ZM57 95H58V97H57ZM68 95V96H67ZM85 96V98L84 97H82V96ZM97 95V96H96ZM135 97H134V96ZM140 95V96H139ZM145 97H144V96ZM200 95V96H199ZM211 95V96H210ZM216 95V96H215ZM257 95H259V98L260 99H263L264 100V95H260L259 93H257ZM3 96H4V98H3ZM19 96V97H18ZM33 96V97H32ZM36 96V97H35ZM81 96V97H80ZM92 96V97H91ZM99 96H100V98H99ZM8 97V98H7ZM39 97H40V99H39ZM52 99H51V98ZM58 99H56V98ZM62 97V98H61ZM66 97V98H65ZM67 97H68V99H67ZM76 97H78V99H80L79 101L77 100V98ZM91 97V98H90ZM96 97V98H95ZM102 97H108V99L109 98H111V99H113V101L111 102V99H105V100H103L104 98H102ZM113 97V98H112ZM129 97V96H128ZM134 97V98H133ZM142 97V98H141ZM154 97H156L155 99H158L157 100V102H156V100L155 99H153ZM198 97H200V98H198ZM50 98V99H49ZM75 98H76V100H75ZM83 98V99H82ZM94 98V99H93ZM99 100H98V99ZM138 98V99H137ZM144 98V99H143ZM149 98V99H148ZM4 99V100H3ZM7 99V100H6ZM38 99V100H37ZM47 101H46V100ZM60 99V100H59ZM66 100V101H64V100ZM89 99V102L90 103H88L86 100H88ZM100 99H101V101H100ZM140 99H142L143 101H144V103L146 102L147 103V105L145 104L144 106H143V102L140 100ZM17 101V102H15V101ZM22 100V101H21ZM25 100V101H24ZM50 100H52V103H50L51 101ZM62 100V101H61ZM68 100V101H67ZM136 100V101H135ZM142 102V106L146 109V110H144L143 109V107L141 106V107H139V104L141 103L140 101ZM3 101V102H2ZM14 101V102H13ZM35 101V102H34ZM43 101V102H42ZM58 101V102H57ZM60 101V102H59ZM82 103H81V102ZM85 101V102H84ZM98 101L99 102V104H101V107L98 105V102L96 103V102ZM105 103H104V102ZM139 101V102H138ZM200 101V100H199ZM4 104H2V103ZM20 102V103H19ZM38 102V103H37ZM48 102H49V104H48ZM55 102V103H54ZM66 102H67V106H66ZM68 102H70V103H68ZM75 103L76 104V102H77V105H73V104H71V103ZM78 102H80V104L78 103ZM104 104H103V103ZM113 102H115V103H113ZM161 102V103H160ZM194 102V101H193ZM264 102V101H263ZM16 103H18V104H16ZM57 103H59V104H57ZM85 103V104H84ZM108 105H107V104ZM253 103V102H252ZM11 104V105H10ZM38 104V105H37ZM45 104V105H44ZM70 104V105H69ZM83 105V107H82V105ZM90 104H92V105H90ZM103 104V105H102ZM106 104V105H105ZM109 104H110V106H109ZM112 104V105H111ZM138 104V105H137ZM151 104V105H150ZM3 107H2V106ZM6 105V106H5ZM9 107H8V106ZM15 105V106H14ZM25 105V106H24ZM31 105V106H30ZM53 105V106H52ZM55 105H57V106H55ZM63 105V106H62ZM81 105V106H80ZM95 105H98V106H95V109H94V106ZM118 105V106H117ZM117 105H116V107H112L114 110H111L112 112L113 111H115L116 113H117V111L119 110H123V107H120V104L119 103H117ZM152 105H154V107H152L151 108V106ZM156 105L158 106V107H156ZM207 106L208 107V105H206L205 103H201V106L203 107V106ZM17 106V107H16ZM24 106V107H23ZM40 106V107H39ZM60 106V107H59ZM71 106H74V108L73 107H71ZM75 106L76 107H78V108H75ZM91 106V107H90ZM123 106V105H122ZM204 106V107H205ZM27 107V108H26ZM36 107V108H35ZM43 107V108H42ZM50 109H49V108ZM52 107V108H51ZM56 107V108H55ZM63 107V108H62ZM66 107V108H65ZM93 107V108H92ZM98 107V108H97ZM100 107V108H99ZM119 107H120V109H119ZM139 107V108H138ZM147 107H149L148 109H147ZM14 108V109H13ZM26 108V109H25ZM38 108H40V109H38ZM65 108V109H64ZM103 108V109H102ZM116 108V109H115ZM154 108V109H153ZM157 108V109H156ZM209 108H210V106H209ZM9 109V110H8ZM52 109V110H51ZM58 109V110H57ZM66 110V112L65 111H63V110ZM68 109V110H67ZM75 109V110H74ZM100 109V110H99ZM143 109V111H141V110ZM5 110V111H4ZM11 110V111H10ZM55 110V111H54ZM60 110V111H59ZM81 111V112H78V111ZM94 110V111H93ZM96 110V111H95ZM117 110V111H116ZM150 110H151V112H150ZM155 110H157V111H155ZM13 111V112H12ZM69 113H68V112ZM72 111V112H71ZM74 111V112H73ZM90 111V112H91ZM118 111V112H119ZM180 111V112H179ZM5 112V113H4ZM43 112V113H42ZM45 112V113H44ZM52 112V113H51ZM62 112H64V113H62ZM75 112H77V113H83L81 116L79 115V114H77V113H75ZM157 112V113H156ZM35 113V114H34ZM47 113V114H46ZM98 113V112H97ZM152 113H153V115H152ZM8 114H9V116H8ZM20 114H21V116H20ZM62 114V115H61ZM77 114V115H76ZM154 114H155V119H154ZM13 115V116H12ZM48 115V116H47ZM52 115V116H51ZM54 115V116H53ZM67 115V116H66ZM84 115V116H83ZM152 115V116H151ZM169 115V116H168ZM6 116V117H5ZM45 116V117H44ZM63 116V117H62ZM75 116H77L76 117V119H75ZM83 116V117H82ZM167 116V117H166ZM173 116V117H172ZM54 117V118H53ZM69 117V118H68ZM81 117V118H80ZM156 117H157V119H156ZM177 117V118H176ZM182 117H184V118H182ZM195 117V116H194ZM197 117V116H196ZM195 117V118H196ZM205 117V118H204ZM10 118V119H9ZM12 118V119H11ZM15 118V119H14ZM17 118H18V120H17ZM42 118V119H41ZM45 118V119H44ZM50 118H52V119H50ZM56 118V119H55ZM60 118V119H59ZM78 118V119H77ZM162 118H164V119H162ZM175 118V119H174ZM207 118V119H206ZM7 119H9V121L7 120ZM22 119V120H21ZM49 119V120H48ZM155 121H154V120ZM181 119V120H180ZM206 119V120H205ZM212 119V120H211ZM8 122H7V121ZM15 120V121H14ZM29 120V121H28ZM45 122H44V121ZM53 120V121H52ZM56 120V121H55ZM58 120V121H57ZM165 122H164V121ZM200 120H201V122H200ZM204 120H205V122H204ZM218 120V121H217ZM220 120V121H219ZM223 120V121H222ZM48 121V122H47ZM65 121V122H64ZM73 121V122H72ZM150 121V122H151ZM153 121H154V123H153ZM164 123H163V122ZM190 121V122H189ZM194 121V122H193ZM14 122H15V124H14ZM18 122V123H17ZM37 122V123H36ZM40 122V123H39ZM52 122V123H51ZM71 122V123H70ZM80 122V123H79ZM158 122H159V125L157 126V124H158ZM182 124H181V123ZM193 122V123H192ZM202 123V124H200V123ZM204 122V123H203ZM208 122V123H207ZM217 122H219V123H217ZM229 122V123H228ZM8 123V124H7ZM23 123H24V125H23ZM34 123V124H33ZM51 123V124H50ZM68 123V124H67ZM78 123V124H77ZM176 123V124H175ZM196 123V124H195ZM211 123V124H210ZM28 125V126H26V125ZM31 124V125H30ZM50 124V126L52 127H48V126H46V125H49ZM53 124H55V125H53ZM146 126L148 125L149 126V124L150 123H147V121H146ZM155 124H156V127H157V129H156V127H155ZM161 124V125H160ZM166 124H167V126H166ZM173 124H175L176 125V127L175 128H177V129H175V132H174V126H173ZM178 124V125H177ZM180 124V125H179ZM184 124V125H183ZM189 124V125H188ZM198 124V125H197ZM208 124V125H207ZM218 124H220V128L218 129V130H212V129H210V127L212 126V125H218ZM231 124V125H230ZM7 125V126H6ZM11 125V126H10ZM20 125V126H19ZM37 125V126H36ZM64 125H66V126H64ZM164 125V126H163ZM171 125L173 126L171 129H170V127H171ZM183 125V126H182ZM188 125V126H187ZM206 125V126H205ZM4 126H6V127H4ZM10 126V127H9ZM22 126V127H21ZM60 126V127H59ZM62 126V127H61ZM78 126V127H77ZM160 126H161V128H160ZM162 126H163V128H162ZM169 126V127H168ZM179 128H178V127ZM187 126V127H186ZM231 126V127H230ZM16 127V128H15ZM27 127H30V128H27ZM33 127V128H32ZM35 127V128H34ZM39 127H41V129L39 128ZM56 127V128H55ZM70 127V128H69ZM153 127H155V128H153ZM168 127V128H167ZM209 127V128H208ZM59 128H61V129H59ZM71 128H74V129H71ZM102 128L103 129H108V127H106V125L103 123V126H102ZM160 128V129H159ZM168 130H167V129ZM184 130H183V129ZM2 129V130H1ZM10 129V130H9ZM40 129V130H39ZM54 129V130H53ZM155 129L157 130V132L155 131ZM158 129H159V131H161L162 129L164 130V133H166V134H164L163 133V130L161 131L162 132V134H161V132H159L158 131ZM26 130H28V131H26ZM173 130V131H172ZM12 131H14L13 133H11ZM17 132V136L15 135V133ZM30 131V132H29ZM34 131V132H33ZM40 133H39V132ZM69 131H71V132H69ZM166 131V132H165ZM167 131L169 132V133H167ZM171 131V132H170ZM184 131V132H183ZM24 132V133H23ZM47 132V133H46ZM61 132V133H60ZM154 132H156V133H154ZM179 132H183V134L182 133H179ZM2 133V134H1ZM9 133H10V135H9ZM27 133V134H26ZM72 133V134H71ZM74 133V134H73ZM172 133V134H171ZM177 133V134H176ZM5 134V135H4ZM23 134V135H22ZM63 134V135H62ZM67 134V135H66ZM159 134H161L162 135V137H160L161 135H159ZM168 134H171V136L170 135H168ZM19 135V136H18ZM34 135V138L32 137ZM38 135V136H37ZM89 135V136H88ZM125 135V136H124ZM157 135V136H156ZM175 135V136H174ZM224 135V136H225ZM232 135V134H231ZM10 136V137H9ZM29 136V137H28ZM35 136H36V139L39 141L38 142V146H40L41 147V145H42V147H43V149L44 150H42L41 148H39L40 150L39 151H37V148L35 149V147H38V146H35V144H34V140H35ZM71 138H70V137ZM84 136V137H83ZM111 137V141L113 142H111L110 140H107V139H109V137ZM113 136H114V138H113ZM124 136V137H123ZM156 136V137H155ZM178 136V137H177ZM183 136V137H182ZM212 136L214 137V138H212ZM9 137V138H8ZM12 137H15V139L14 138H12ZM22 137H25V138H23L22 139ZM48 137V138H47ZM51 137V138H50ZM56 137V138H55ZM68 138V140H66L67 138ZM88 137V138H87ZM117 137V138H116ZM154 137V138H153ZM180 137V138H179ZM185 137H188L189 139H187V138H185ZM207 137V138H206ZM9 139V140H7V139ZM21 138V139H20ZM27 138H28V140H27ZM39 138V139H38ZM61 139L62 140V142L59 140V139ZM95 140H93V139ZM105 138V139H104ZM107 138V139H106ZM122 138V139H121ZM157 138H160V139H156ZM180 139V141H179V139ZM206 138V139H205ZM245 138V139H244ZM12 139V140H11ZM18 139V140H17ZM24 139H25V141H24ZM31 139V140H30ZM32 139H33V141H32ZM49 139V140H48ZM51 139V140H50ZM53 139H55L56 141H53ZM59 141H58V140ZM88 141H87V140ZM130 139V140H129ZM131 139L132 138H128V141L126 142H124V144L123 143H121V145L123 146V149H124V147L125 146H127L128 144L129 145H131L132 147H135V145H133V144H135L134 142H136V143H138V144H140V143H143L142 141L144 140V139H141V140H139L138 139V141H136V139H134V142L132 143L131 142ZM156 141H155V140ZM203 139H205L206 141H207V139H209L208 141H209V144L210 145H208V142H207V144L205 143L206 141L205 140H203ZM243 139V142L241 143V145L242 146H239V154H240V156L242 157V159H244L243 161L244 162H247L246 164H255L256 163V165L255 166H257V162H262V163H264V156L262 155V151L261 150H264V143H262V142H258L256 139H251V140H248V137H246V135L242 138ZM10 140L12 141V142H10ZM14 140H16V141H14ZM41 140V141H40ZM107 142H106V141ZM115 140V141H114ZM133 140V139H132ZM147 141L145 142V143H147L148 144V139H146ZM183 140V141H182ZM185 140V141H184ZM186 140H188V142L186 141ZM191 140V141H190ZM203 140V141H202ZM14 141V142H13ZM18 141V142H17ZM20 141V142H19ZM24 141V142H23ZM45 141H47V142H45ZM64 141V142H63ZM92 141H89V143L90 142H92ZM102 141V142H101ZM145 141V140H144ZM155 143H154V142ZM160 141V142H159ZM193 141H196V142H193ZM200 141V142H199ZM255 141V142H254ZM5 142H6V144H5ZM8 142V143H7ZM9 142H10V144H9ZM17 142V143H16ZM41 142V143H40ZM45 142V143H44ZM52 142V143H51ZM53 142H55V144L53 145ZM92 142V143H93ZM108 142H109V144L110 145H112V144H114L113 146V149H112V147L108 144ZM158 142H159V146L157 147V145H158ZM178 142H179V144H178ZM182 142V143H181ZM185 142H187V143H185ZM193 143V145L191 146L189 143ZM212 142V141H211ZM233 142L234 143H236L237 141H236V139H233ZM3 143V144H2ZM20 143H22V145L20 144ZM33 143V144H32ZM46 143H48V144H46ZM50 143V144H49ZM62 143V144H61ZM126 143H128V144H126ZM200 143H201V146H200ZM202 143H205L204 145L206 146V147H203L204 145L202 144ZM5 144V145H4ZM11 144H12V146H11ZM16 144V145H15ZM32 144V145H31ZM41 144V145H40ZM52 144V146H50L49 147V145H51ZM91 144V143H90ZM98 144V145H97ZM100 144V145H99ZM103 144V145H102ZM106 144V146H105V150L108 148L109 149V151H108V149L106 150L109 154L111 153V151H110V149H112V153L114 154L115 153V155H114V157H112V153L110 154L111 156H109V154L107 153V152H105V150L103 149V147H104V145ZM182 144H184L185 145V149L181 146ZM188 144V145H187ZM14 145L15 146H17L15 149H14ZM27 147H26V146ZM102 145V146H101ZM125 145V146H124ZM128 145V146H129ZM179 145V146H178ZM196 145H198V147H195ZM203 145V146H202ZM6 148H5V147ZM35 146V147H34ZM64 146V147H63ZM98 146H100V148L98 147ZM131 146H129L130 147V149H132L131 148ZM181 146V147H180ZM190 146V147H189ZM212 146V147H211ZM34 147V148H33ZM45 147V148H44ZM47 147H49L50 149H48ZM54 147V148H53ZM111 147V148H110ZM120 148H121V146H119ZM203 147V148H202ZM209 147V148H208ZM214 147V148H213ZM11 150H10V149ZM19 148H21L20 150H19ZM24 148V149H23ZM101 148L104 150H101ZM149 148V149H148ZM162 149V151H160L161 149ZM188 148V149H187ZM190 148H191V150H190ZM193 148V149H192ZM213 148V150H211ZM5 149V150H4ZM17 149V150H16ZM30 149V150H29ZM36 151H35V150ZM122 149V148H121ZM134 149V151H136L135 150V148H133ZM132 149V150H133ZM156 149H158L157 150V152H155L156 151ZM196 149V150H195ZM198 149L200 150V151H198ZM204 151H203V150ZM208 149H209V151H208ZM245 149V150H244ZM2 150V151H1ZM12 150H14L15 152H13ZM24 152H23V151ZM26 150V151H25ZM113 150H114V152H113ZM151 150V151H150ZM152 150H153V152H152ZM182 150H184V151H182ZM194 150H195V152H194ZM22 151V154H24L23 155V157L22 158H20V152ZM35 151V152H34ZM103 151V152H102ZM121 151V153L122 154H124V151L123 150H120ZM149 152V153H147V152ZM160 151V152H159ZM190 151V152H189ZM201 151H203L201 154H203L204 152V156L203 155H200V152ZM238 151V150H237ZM11 152V153H10ZM15 153V154H13V153ZM29 152V153H28ZM34 152V153H33ZM43 152H44V154H43ZM155 152V153H154ZM159 152V153H158ZM175 152V153H174ZM185 153V154H181V153ZM187 152V153H186ZM199 152V153H198ZM214 152H216L217 154H215ZM26 153V154H25ZM65 153H66V155H65ZM101 153H104L105 155L106 154H108V155H104V154H102L101 155ZM120 153V154H121ZM144 153H146V154H144ZM157 153V154H156ZM161 153H162V155H161ZM189 153H192V154H190V156H188V158H189V161H191V162H188V158H187V156L186 155H189ZM213 153V154H212ZM10 154V155H9ZM17 154V155H16ZM19 154V155H18ZM22 154H21V156H22ZM125 154H126V152H125ZM124 154V155H125ZM139 154H141V156H139ZM150 154V155H149ZM174 154L175 155H177V154H181V157L180 158H178L179 156H174ZM238 154V153H237ZM239 154L238 155H236V156H239ZM244 154V155H243ZM33 155V156H34ZM36 155V156H37ZM65 155V156H64ZM104 155V156H103ZM142 155H144L145 157L143 158V156ZM146 155H147V157H146ZM192 155V156H191ZM199 155V156H198ZM214 155H216V156H214ZM2 156V157H1ZM8 156V157H7ZM12 156V157H11ZM19 156V157H18ZM70 156V157H69ZM111 157L110 159H109V157ZM151 156V157H150ZM155 156V157H154ZM185 158V160H184V158ZM186 156V157H185ZM194 156H196L197 157V159H196V157H194ZM203 156V157H205V160H206V162H205V160H203V157H202V160H200V158ZM65 157V158H64ZM69 157V158H68ZM103 157V158H102ZM106 157V158H105ZM138 157V158H137ZM141 157H142V159H141ZM159 157V158H158ZM191 157V158H190ZM200 157V158H199ZM206 157H208L207 159H206ZM5 158V159H4ZM62 160H61V159ZM71 158V159H70ZM148 158V159H147ZM177 158H178V160H177ZM187 158V159H186ZM199 158V159H198ZM3 159V160H2ZM11 159V160H10ZM14 159V161L12 162V160ZM67 159V160H66ZM103 159V160H102ZM113 159V161H110V162H112V163H110L109 162V160H112ZM150 159V160H149ZM197 160V162H196V160ZM216 159V158H215ZM6 162H5V161ZM8 160V161H7ZM15 160H18V162L17 161H15ZM24 160H26V161H24ZM66 161V163H65V161ZM70 160V161H69ZM105 160V161H104ZM141 160V162H139V161ZM193 160H195L194 161V163H193ZM200 160V161H199ZM207 160H209V161H207ZM9 161H11L12 163H10ZM80 161V160H79ZM104 161V162H103ZM145 161V162H144ZM177 161V162H176ZM179 161V162H178ZM180 161H182L181 163H180ZM185 161H187L188 163H187V166H186V164H184V162ZM201 161H202V163H201ZM256 161V162H255ZM1 162H2V164H1ZM21 162V163H20ZM24 162V163H23ZM69 162V163H68ZM106 162H108L109 164H110V167H108V165L109 164H107ZM143 162V163H142ZM200 162V163H199ZM205 162V163H204ZM208 162V163H207ZM251 162V163H250ZM255 162V163H254ZM16 163V164H15ZM18 163V164H17ZM23 163V164H22ZM71 163V164H70ZM80 163V164H79ZM83 164H84V162H82ZM102 163H104V166L102 165ZM106 163V164H105ZM136 163V164H135ZM138 163V164H137ZM145 163V164H144ZM190 163H191V165H190ZM199 163V164H198ZM207 163V164H206ZM6 166L7 164V166L5 167L4 165ZM25 164V165H24ZM81 165V166H83V167H81V169H83V168H85L86 167V169H88L89 170V168L91 167V169L92 170H90V172L93 174V173H95L96 171H93V168L92 167H94V166H88L87 164L88 163H85V165H83V164H81V162H78V160H77V163L75 162V165ZM142 164H144V165H142ZM181 164H182V166L184 167H181ZM184 164V165H183ZM195 165V166H193V165ZM201 164V165H200ZM204 164V165H203ZM205 164H206V166H205ZM12 165H14V166H12ZM72 165V166H71ZM87 165V166H86ZM105 165H106V167H105ZM145 165H147V169H146V167H145ZM165 165V166H164ZM188 165H190V166H188ZM198 165L200 166V168L201 169H197L198 168ZM203 165V166H202ZM208 165V166H207ZM3 166V167H2ZM24 166H26L27 167V169H28V172H27V170H26V168L24 167ZM70 166V167H69ZM103 166V167H102ZM149 166V167H148ZM168 166V167H167ZM197 166V168H194V167H196ZM211 166V167H210ZM5 167V168H4ZM23 167V168H22ZM71 167H72V169H71ZM88 167V168H87ZM117 167H119L118 165H117ZM116 167V168H117ZM145 167V168H144ZM165 167H167V171H165L166 169H165ZM191 169H190V168ZM204 169H203V168ZM210 169H209V168ZM5 170H4V169ZM109 168V169H108ZM134 168V167H133ZM194 170H193V169ZM19 169V170H18ZM75 169V170H74ZM118 169H120V168H118ZM22 170H24V171H22ZM25 170H26V172H25ZM96 170V169H95ZM114 171V174H116V173H118L119 171V173L118 174H120V173H122V175L120 176V175H118V176H120V177H118V176H116V177H113V176H115L114 174H113V171ZM144 170V171H143ZM149 170V171H148ZM174 170V171H173ZM202 170V171H201ZM21 171V172H20ZM52 171V172H51ZM75 171V172H74ZM116 171V172H115ZM136 173H135V172ZM138 171V172H137ZM145 171H146V173L147 174H145ZM173 171V172H172ZM190 171V172H189ZM194 171V172H193ZM195 171H197V173H195ZM200 173H199V172ZM210 171V172H209ZM260 171V170H259ZM263 171V170H262ZM13 172V173H12ZM17 172V173H16ZM23 172V173H22ZM50 172V173H49ZM133 172V173H132ZM143 172V173H142ZM149 172V173H148ZM172 172V173H171ZM203 172V173H202ZM112 173V174H111ZM138 173V175H136ZM139 173H141V175L139 174ZM260 173H262V172H260ZM54 174V175H53ZM56 174V175H55ZM133 174H134V178H133ZM151 175V176H149V177H151V178H149L148 177V175ZM204 174H206L205 175V178H203V177H201V176H204ZM4 175V176H3ZM7 175V176H6ZM33 175V176H32ZM193 175H196V176H198L199 175V181H195L196 179H194L193 180V178H194V176ZM2 176V177H1ZM13 176V177H12ZM30 176V177H29ZM144 176H146V178L144 177ZM9 177V178H8ZM15 177V178H14ZM49 177H50V179H49ZM56 177V178H55ZM119 179H118V178ZM131 177V178H130ZM2 178H4V179H2ZM138 178V177H137ZM150 179V181L148 182V180ZM155 178V179H154ZM192 178V179H191ZM8 179H10V181L8 180ZM57 179V180H56ZM135 179V180H134ZM148 179V180H147ZM152 179V180H151ZM191 179V180H190ZM13 180H15V181H13ZM56 180V181H55ZM117 180H118V182H117ZM2 181V182H1ZM3 181H4V183H3ZM7 181V182H6ZM166 181V182H165ZM6 182V183H5ZM163 182H165L164 184H163ZM170 182H171V179H170ZM170 182H168V183H170ZM10 183V184H9ZM12 183V184H11ZM58 183V184H57ZM133 183H135V184H137V185H133ZM3 184V185H2ZM6 184V186H4ZM8 184V185H7ZM17 184V185H16ZM33 184V185H32ZM121 184L120 185H116L117 187L119 186V189L120 188H122V186H121ZM15 185V186H14ZM20 185V186H19ZM46 185V186H45ZM5 188H4V187ZM17 186H19V188L17 187ZM49 186V187H48ZM130 186H133V187H130ZM14 187H15V190H16V188H17V190L15 191L14 190ZM135 187V188H134ZM194 186L192 185V187H191V189L193 188ZM194 187V188H195ZM126 188H128V190L130 191V192H128L127 191V189ZM208 188V187H207ZM19 189V190H18ZM32 189H33V191H32ZM34 189H35V191H34ZM37 189V190H36ZM39 189V190H38ZM46 189V190H45ZM49 191H48V190ZM13 190V191H12ZM121 190V189H120ZM119 190V191H120ZM245 190V189H244ZM250 190V189H249ZM246 190V192H247V194L252 190ZM11 191V192H10ZM46 191V192H45ZM85 191V189H82V192H84ZM232 191V190H231ZM253 191V190H252ZM14 192V193H13ZM47 192H49V193H47ZM133 192V193H132ZM253 192H255L254 194H256L257 195V193H256V191H255V188H254V191ZM253 192H251V193H253ZM11 193V194H10ZM85 193V192H84ZM83 193V194H84ZM250 193V194H251ZM15 194V195H14ZM20 194V195H19ZM86 194V193H85ZM84 194V195H85ZM134 194V195H133ZM246 193L245 194H242L243 196H241L240 198L241 199H239L240 201H241V203L242 204H246V202H249L250 204H248V206H249V208H247L246 207V209H250V207H251V209L252 208H254L253 210H255L254 212H256V209H257V212L258 211H261V209L259 208H255V207H257V206H259V207H261L262 205L261 204H263L264 203V197L263 198H260L258 195L256 196H251V195H248L249 197L251 196V197H257V198H252L251 199V197L249 198L248 196H246L247 195ZM11 197H10V196ZM15 197H14V196ZM22 195V196H21ZM83 195V196H84ZM130 195H133V196H130ZM253 195V194H252ZM7 196H9V197H7ZM20 196V197H19ZM229 196V195H228ZM230 196H232V193H231V195ZM14 197V198H13ZM131 197V198H130ZM245 197H246V199H245ZM17 198V199H16ZM86 198H88L87 196H86ZM227 198H229V197H227ZM231 198V197H230ZM230 198L228 199V201H227V199H226V201H227V203H230V204H228L229 205V207L231 206V204L233 203V201H235V199L233 198H231V200H232V202H229V200H230ZM243 198V199H242ZM247 198H249V199H247ZM258 198H259V200H258ZM8 199V200H7ZM10 199H11V201H10ZM16 199V200H15ZM32 199V200H31ZM64 199V200H63ZM135 199V200H134ZM256 199V200H255ZM27 200V201H26ZM137 200H139L138 199V196H137ZM136 200V202H138ZM238 200V199H237ZM242 200H247V201H243L242 202ZM252 200V201H251ZM260 200H262L261 202H260ZM10 203H9V202ZM18 201V202H17ZM24 201V202H23ZM60 201V200H59ZM64 201V202H63ZM225 201V202H226ZM239 201V202H240ZM251 201V202H250ZM253 201H255V202H253ZM7 202H8V204H7ZM14 202V203H13ZM21 202V203H20ZM34 202V203H33ZM256 202H258L257 203V205L255 206V204H256ZM263 202V203H262ZM17 203V204H16ZM24 203V204H23ZM26 203H27V205H26ZM63 203H64V205L65 206H63ZM237 203H238V201H237ZM254 203V204H253ZM260 203V204H259ZM19 204V205H18ZM22 204H23V206H22ZM53 204H54V206H53ZM252 204V205H251ZM14 205H16V206H14ZM33 205V206H32ZM247 205V204H246ZM8 206V207H7ZM26 206V207H25ZM29 207V208H28ZM60 207H59V209H60ZM24 208V209H23ZM26 209V210H25ZM61 209H60V211H61ZM250 209V213H251V210ZM9 210V211H8ZM24 210V211H23ZM20 211V212H19ZM26 211V212H25ZM31 211H32V213H31ZM53 211H54V213H53ZM35 213V214H34ZM56 213V214H55ZM252 213H253V211H252ZM251 213V216H252V218H253V215H254V217L256 216V215H258V213L256 214V213H254V214H252ZM27 214V215H26ZM32 214V215H31ZM64 214V215H63ZM107 214V213H106ZM110 215V216H109ZM112 215V216H111ZM235 215H236V213H235ZM25 216L27 217V219L28 220H26V218H25ZM30 218H29V217ZM33 216V217H32ZM106 216H109V218L111 219V221H110V219L109 218H107V219H105L106 218ZM114 216V217H113ZM116 212L113 214V211H110L107 215H105V218H104V215L102 216V220H103V223H104V220H105V222L106 221H108V223L109 224H111V225H117V226H119V224L118 223H115V222H119V219L117 218V219H115L116 217ZM24 217V218H23ZM235 217H237V221H238V223H240V226H238L239 227V229L237 228V226L236 225H239L238 223H236V225H235V227H234V225H233V233H235V234H233V233H227V232H225V233H222L221 234V237H220V239L221 240H223V241H225L226 239L225 238H227L228 236H230V234H231V238L230 237H228L227 238V240L229 241V244H227L228 243V241L226 242V246H227V249H229L228 248V246L230 247V248H232V247H234V245L235 246H238V245H236V243L238 242V241H241L240 243H243L244 241H246L247 239H248V234H247V230H246V223H247V220H248V222H249V218L248 219H246V220H239L240 218H239V215L238 216H235ZM17 218V217H16ZM78 218H80V216H78ZM239 218V219H238ZM252 218H250V219H252ZM116 220V221H113V220ZM65 220V221H64ZM26 221V222H25ZM242 221V222H241ZM245 221H246V223H245ZM25 222V223H24ZM113 224H112V223ZM243 222H244V224H243ZM8 225H6V224ZM4 224V225H3ZM92 226H90V225H88V226H86V228H84L85 230H81L83 233L85 232V234H87V232H88V234L91 236L92 235V237H93V235L94 234H96V236L98 235V236H100L99 235V233L101 234L102 233V231H103V229L102 230H100L101 229V226H103V224L102 223H96L97 225L95 226V224H92V223H90ZM100 224H101V226H100ZM25 225V226H26ZM41 225V229L42 230H39L40 229V226ZM114 225V226H115ZM243 225V226H242ZM259 225V224H258ZM258 225H254L255 226V228H257V226ZM12 226V225H11ZM24 226V227H25ZM2 227H4V228H2ZM38 227H39V229H38ZM88 227V228H87ZM120 227H121V225L119 226V228L117 227V229L115 228V230L116 231H114L115 233H113V235H115L114 237H113V235H111V236H109L110 238L112 237V239H108L109 237L108 236H105L104 238L103 237H101V240H108L107 242L108 243H110L111 244V246L113 247L114 245L112 244V242L113 241H115L116 239L118 240V238L119 237H116V235L119 233L120 234ZM241 227V228H240ZM31 228H33L34 229V232H33V230L31 229ZM99 229V230H97V229ZM122 228V227H121ZM254 228V227H253ZM253 228L251 229V233H252V231H254L253 230ZM8 229V228H7ZM92 229V231H93V233L91 234V232L92 231H89V230H91ZM119 229V230H118ZM237 229V230H236ZM242 229H244V233H243V230L241 231ZM38 232H37V231ZM88 230V231H87ZM96 230V231H95ZM240 230V231H239ZM87 231V232H86ZM95 231V232H94ZM99 231V232H98ZM118 231V232H117ZM5 232V231H4ZM43 232V233H42ZM98 232V233H97ZM242 232V233H241ZM250 232V231H249ZM25 233V232H24ZM24 233H22L21 234V236H23L22 237V239H21V237L19 236V238L20 239H18V240H20V241H16L17 242V245L18 244H20V245H18V246H20V247H24V245H26V244H29V236H27V233L26 234H24ZM35 233V234H34ZM104 233V232H103ZM102 233V234H103ZM106 233V232H105ZM238 233L239 234H241V235H238ZM245 233H246V236H247V239L245 240V238L244 237H246L245 236ZM62 234V235H61ZM87 234V235H88ZM101 234V235H102ZM119 234L117 235V236H119ZM226 234V235H225ZM243 234H244V237H243ZM88 235V237H90ZM249 235H250V233H249ZM26 236V237H25ZM239 236H241V238L243 239V241L240 239V238H236V237H239ZM36 237V238H37ZM50 237V238H49ZM54 237H55V239H54ZM61 237V238H62ZM108 237V238H107ZM235 239V241H234V239ZM23 238H26L25 240H26V242H25V240L23 239ZM49 238V239H48ZM106 238V239H105ZM125 239H126V235H125V237H124ZM223 238V239H222ZM47 239V240H46ZM52 239V240H51ZM124 239V240H125ZM23 240V241H22ZM46 240V241H45ZM110 240H111V242H110ZM230 240H232V242L230 241ZM54 241V242H53ZM126 241V240H125ZM0 242H1V240H0ZM49 242H52V243H50V244H48ZM106 242V243H107ZM128 242V241H127ZM231 242V243H230ZM235 242V243H234ZM23 243H24V245H23ZM26 243V244H25ZM46 243H47V245H46ZM129 243V242H128ZM127 243V244H128ZM125 244H126V242H125ZM127 244H126V246H127ZM231 244V245H230ZM232 244H234V245H232ZM238 244H239V242H238ZM244 244H246V242L244 243ZM3 243L1 242V244H0V246H2V248L4 249V250H2V248L0 249L1 251H0V264H14V260L16 259L15 257H16V254L17 253H14L15 255H12L13 254V250L12 249H8V248H12V247H6V249H5V245H4V247H3ZM121 245H124L123 243L121 244ZM137 245H140V244H137ZM136 245V246H137ZM117 246H116V244H115V249L114 250H117V248H116ZM124 247H125V245H124ZM139 247H141V246H137L136 248L137 249H139ZM58 248V249H57ZM142 248V247H141ZM141 248H140V251H141ZM8 252H7V251ZM10 250V251H9ZM47 250V251H46ZM5 251V252H4ZM3 252V253H2ZM12 252V253H11ZM48 252L50 253V255H48L47 256V254H48ZM5 254V255H4ZM11 254V255H10ZM10 256V257H9ZM11 257H12V261H11ZM48 257V258H47ZM8 258V259H7ZM57 258V257H56ZM51 259V258H50ZM47 260V261H46ZM38 261V263H40V261L41 260H37ZM8 262V263H7ZM48 264V263H47ZM50 264V263H49Z\"/></svg>",
  "mask_w": 264,
  "mask_h": 264
}]
</instances>
